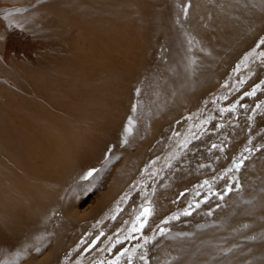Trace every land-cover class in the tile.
<instances>
[{
	"label": "rangeland",
	"instance_id": "1",
	"mask_svg": "<svg viewBox=\"0 0 264 264\" xmlns=\"http://www.w3.org/2000/svg\"><path fill=\"white\" fill-rule=\"evenodd\" d=\"M9 1H11V0H0V13H1L0 14V61H1V63H0L1 68L0 69L2 71L6 70L5 72L9 76H11L12 79L15 80L16 85L18 84L22 88L20 86L19 87L16 86L14 83L12 84V81H11L12 79L8 80L5 76L6 73L5 74L0 73V87H1L0 88V94L2 93L0 95V113H4V112L16 113V115H15L16 126L19 125V122H20V124L21 123H28L29 121H33V118H34L35 119L34 122L40 121L38 123H40L41 125L37 123L38 125L42 126V124H43L42 127H44L48 131L47 134H50V137L53 136V135H51V133H53L54 131H55L54 133H56L58 131H60V132L64 131L65 135H66L64 140L60 139V137H59L61 134L60 132L58 133L59 135H56V137L53 136L52 140H50L51 139L50 137L45 139V143L46 142L48 143V145H49L48 147H50V149H48L46 151L43 147V144H42L40 151L42 152V154L44 152V154L43 155L40 154V156L38 158L41 163L36 162L39 165L38 166L37 164H35V162H32L33 166L30 165L29 168L33 167L35 170H39L41 167H43V163L45 162V160L49 159V153L51 151H52V153L55 152L58 145H60L62 143V144L67 145V150H68L70 156H69V158L63 157L62 159H54L51 161L52 162L51 165L58 162L56 164L58 165V167L60 165V167H59V168H61L60 173H62L61 178H62V180L64 179L65 182H66V180H68V179L70 180V178H71V177L68 178L69 177L68 175L72 176L73 179L70 180L69 184H67L65 186L61 185V187L63 189H64V187L67 186L66 187L67 189L66 190L64 189L65 191H67V193L64 194L63 192H61V195L58 194V197L62 198L63 200L62 199H60V200L58 199L57 201L55 200L57 198V195L55 196L54 192L58 193L57 189H56L58 186H56V183L58 184V182L60 180L55 183L56 187L53 185L54 187H52L53 188L52 192L54 194L52 195V197L55 196V197H53L55 199L52 198L53 201L50 200L53 203L48 201L49 204H52V206H53V207H51V209L46 206V207H42V210H39L41 208V206L43 205V204L41 205L43 200L41 201L39 199V197L41 195H37L39 197H37L36 195L31 197V199H33L32 200L33 202L31 201L32 205L30 203L29 206H35L37 204L39 207H37V209H36L37 211L36 210L33 211L36 207L30 208V210H31L30 214L27 213V212H30V211H27V208L29 209V207H23L22 206L23 209L21 207L20 208L15 207L13 209L14 211L10 212L11 215H9L10 214L9 212H6L5 210H3L4 209L3 207H0V208H2V209H0V212L2 210V212L5 213L4 215L2 214V212L0 213V215L5 216L4 217L5 220H3L4 219L3 216H0V226H1L0 231L1 230L4 231L3 232L4 235H2L3 233L0 232V236L5 237L3 239H2V237H0V244H3V245H0V263L1 264H15V263L17 264L18 263L17 261H19V264H50V262L52 264H55V263L57 264V262L59 261V256L61 258L64 257V259H66L64 261L62 258V263H59V264H79V263L80 264H87L86 263L87 257L89 254L93 253L94 250L95 251L100 250V253L95 255V257H92V259L90 260L91 263L89 262V264H93V262H94V264H99V263L100 264H106V263H108L107 261H109L110 258H113V257H114L113 258L114 260L113 259L110 260L112 263L109 261L111 264H118L119 260H120L119 261L120 264H128V263L129 264H136L137 262H138V264H143L142 260H144L146 258V256L152 262V263L149 262L148 264H153V262L155 260H156L155 264H177V263L182 262V261L185 262L189 258L188 254H182L176 250L177 244H179L180 242L186 241L188 239H191V238H194V240L196 239L198 241L200 240L199 241L200 243H202V242L204 243L206 238H208L210 240H213V238H214V242H216V243L222 241L223 239L234 238V237H239V238L243 237L244 239L242 238V240L248 241V242H253L255 240L264 239V227L262 229L258 228L255 232H253V234L252 233H245V231L249 227H251V219L250 218L241 220V222L239 223V226L234 228V231L231 230L232 233L231 232H229V233L224 232L225 234L224 233L223 234L222 233H218V234L216 233L213 235H206L205 236V231L211 227L210 225H212L214 223V220L216 219L218 212L220 211V209L222 207L227 208V209H229V208L238 209L239 211H241V210L244 211L246 209L245 207L247 204H242V203L237 205L239 207H225L229 203V201L226 200L228 197V195L226 196V193H227L226 190H227L228 186L236 188L238 181H239V176L241 175L243 177V173H244L243 167L244 166L240 165L239 163H241L242 161H245V163L250 167V169L248 171L250 173L246 174V177H243L244 178L243 181L245 180L247 182L246 187L248 186L250 188V193L245 195L244 198H246V199H249V197L253 198L254 194H252V190H254V191L260 190L257 193L263 191V189H261L262 186H260L259 184L260 183L264 184V174H263V172H264V162H263L264 161V142H263L264 141V130H262V128H264V125H263L264 124V116H263L264 115V109H263L264 105H262V104H264V96H263L264 95V80L262 81V79H264V78H261V76L262 77L264 76L263 75L264 74V71H263L264 70V68H263L264 67V56L259 54L263 58V60L261 57L259 58L260 60H257L259 57L257 52L259 50L260 51L263 50L261 53H264V47H263L264 44H262L261 48L259 46V44L261 45L260 42L264 39L263 38V39L259 40V37L261 38V36L264 35L263 34L264 33V27H263L264 26L263 25L264 24V17L262 19V16H263L262 14L264 11V0H262V1L258 0L257 1L258 3H254V1L256 2V0H235L234 3L232 0H230L231 2L229 0H224V1L220 0L221 2H223L221 6L219 5V4H221L220 1L210 0L209 5L211 4L213 6L212 7L213 9H217L218 11L222 10V8L224 10L226 9L225 11H227V13L230 14V16L228 17V22H231L232 24L230 26L229 25H223L222 26L221 24H220L221 26H218L219 25V19H220L218 15H220V14H217V17L219 18V19L217 18V20L215 17L214 18L215 20L212 19L213 20L212 21L210 19V22L207 19L205 21H208V22L202 21L203 22L202 23L200 21L202 24L201 23L199 24V28H200L199 32H198V23H194L195 25L193 24V22H197V18H195V19L193 18V20H191L192 17H185V16L183 17V16H180L178 14L179 4L176 3L178 0H144V2H143V0H134V1L133 0H45V1H43V0H32V2H31V0L30 1L27 0L29 2H27V1H26L27 3L24 2V3H26V5L23 4L24 6L20 2L23 0H18L17 1L18 3L15 2L17 5L15 3L11 4V2H9ZM35 1L36 2L38 1V2L35 3ZM173 1H174V3H173ZM216 1L219 3H217ZM86 3H88V4H86ZM136 3H138V4H136ZM228 3H230V4H228ZM34 4H35V6H33ZM52 4H54V5H52ZM237 4H239V5H237ZM30 5H32V6H30ZM49 5L55 6L59 10H56V11L50 13V11H52V9H50L52 6L50 7ZM251 5H258V6H254V8L252 10V8L250 7ZM163 7H165V8H163ZM219 7H221V8H219ZM258 7H259V9H258ZM23 8H25V9H23ZM160 8L162 10H160ZM173 8H176V9H173ZM8 9H11V11H8ZM62 9H64V10H62ZM68 9L73 10V11H71L72 18L69 17ZM2 10H4L3 12H6V13H2L1 12ZM5 10H7L8 12ZM42 15H44V16H42ZM53 15H54V18H53ZM175 15L176 16L179 15L180 18H177L178 16L176 17ZM41 16H42V19H41ZM259 16L263 20V21H261L263 24L258 22V21H260ZM59 17H61L62 20L65 19L63 21L64 23L61 21V19L59 20ZM237 17H238V19H237ZM174 18L175 19L177 18V19L175 20ZM13 19H15L16 21ZM115 19H116V21H115ZM47 20H48V22H47ZM215 21H217V22H215ZM46 22L48 25L46 24ZM212 22H215V24L218 26L217 29L219 32L218 31L217 32L219 34L222 33L219 37L217 36V35H219L217 32L215 34L214 31H212L213 33L210 31H208V32L204 31L205 34H203L204 32L201 30V29H203V26L205 27L207 24H212ZM251 22H253V23H251ZM256 22H258V25L260 23L262 28H260L261 26L256 25L257 24ZM187 23H189V24H187ZM205 23H207V24H205ZM234 23H236V25H234ZM12 24H13V26H11ZM250 24H252V25H250ZM186 25H188V26H186ZM192 25H194V27H196V28H193ZM243 25H245L247 27H245V26L243 27ZM65 26H66V29H64ZM201 26H202V28H201ZM237 27L238 28L241 27L240 31H238L239 29ZM84 28L90 30L91 33H90V35L82 38V41H80V44H79L80 47H82L83 44L85 45V43H93V45L95 47L93 50V52H94L93 55L95 57L96 56L97 57L102 56L104 58L106 56L107 59L106 58L103 59L104 62H96V60L89 62V61H91L90 60L91 58H88L86 56V54H88V53L85 54L83 51H81L83 49L72 50L68 46H65L64 44H62L63 43L62 42L63 37L71 36V34L73 32H77L79 29H84ZM245 28H246V30H245ZM253 28H255V29H253ZM193 29H194V32H196L195 35L199 37L198 39H200L202 36L203 40L205 38H206V40H204V42L202 41V39L200 41L197 40V37L193 34L194 33ZM241 29L244 30L245 32H243ZM256 29H258V30H256ZM191 30H192V32L190 33ZM184 32L186 34H184ZM189 33L192 35H190ZM229 33L231 35H233V37ZM260 33H262V34H260ZM182 34L185 36H183ZM204 35L205 36L209 35L211 38L208 36L204 37ZM214 35H216L215 36L216 38L213 37ZM234 35H236V36H234ZM97 36H99L100 38ZM217 37L219 38V40ZM187 38H189V39H187ZM207 38H209V39H207ZM91 39H92V41H91ZM212 39H213V41H211V43H210V40H212ZM254 39H255V41H254ZM182 40L184 43L181 42ZM215 40L216 41L218 40V41L216 42ZM42 41H43V44H44V42H46L44 44L45 46H43ZM189 41H192V42H189ZM197 41L201 42V44H200L201 47L203 46V48H204V46H205V48L203 49V52L200 54V56H202L203 58L199 57V59L201 60L200 63L203 64L202 65L199 63L201 65V67L203 66L202 68H197V67H200V65L198 64L199 60L196 58H193L192 57L193 55L189 53V51H190L189 49H191V46H192L193 50H195L197 47L198 48L200 47V46H197V44L199 45V43ZM258 41H260L259 44H257V46H255L256 42H258ZM50 42L53 43V45ZM119 42L122 43L121 46H119ZM193 42H196V43H194L196 46L193 45ZM47 43H49L51 45H49ZM188 43H190V44L192 43L191 46ZM219 43H221V45L222 44L223 45L221 46V45H219ZM227 43H230V44H227ZM117 44H118V47H117ZM185 44H187V45H185ZM39 45L41 47L43 46L42 49L39 48ZM54 45L56 48L53 47ZM217 45H218L217 48L220 47V49H219L220 52L217 51V48H216ZM253 45L255 46V48H257V49L259 48V50H256L257 54L253 53L251 55L250 58L255 59V60H251L252 63L250 65L251 61L249 60V63H248L247 60L244 61V59H245V54H247L249 51L254 49ZM49 46H50V48H49ZM193 46H195L194 47L195 49L193 48ZM207 46L210 47L211 50L213 49L212 52H211L210 48L208 49ZM37 47L39 48V50H38V53H35V49ZM231 47H232V49H231ZM84 48H85V46H84ZM206 48L208 50H210L211 53L208 52L207 50H205ZM221 48H222V51H221ZM43 49H45V50H43ZM192 49H191V51L193 52ZM9 50H11L10 51L11 54H10V52H8ZM57 50H59V51H57ZM178 50H180V51H178ZM181 50L184 53H182ZM214 50H215V53L213 52ZM36 51H37V49H36ZM39 51L41 52V55H40ZM175 51L176 52L178 51L179 55H181V54H182V56L184 55L183 59H180V56H178V55H174V54H177V53H175ZM98 52H100V53H98ZM186 52H187V55L189 57L185 59L184 57L186 56L185 55ZM218 52H219V54H221L222 58L219 54H216ZM224 52H225V54H224ZM7 53H9L10 55L7 56L8 58L6 57L7 59H4L5 55H8ZM212 53H213V55H212ZM202 54L206 55L207 57L203 56ZM165 55H167V56H165ZM190 55H192V56H190ZM214 55L217 56V58ZM172 56H174V58ZM175 56H178L179 59L178 58L175 59L176 58ZM182 56H181V58H182ZM255 56H257V57H255ZM95 57H94V59H95ZM190 57H191V59H189ZM205 58H206V60H205ZM187 59H189V62L193 61L190 64L195 63V64H193V66H195L196 64L199 65L195 68L196 70L198 69L196 71V72H198V74H195L192 71L193 69H190V68H194V67L191 65H188L189 63L188 64L186 63L188 61ZM239 59L245 63L239 62L240 61ZM85 60H87V62H85ZM185 60H186V62H185ZM197 60H198V62H197ZM209 60H210V62H209ZM5 61H7V62H5ZM181 61H183V62H185V64H187L186 65L187 67H185V65H183V62L181 63L185 69H187L188 71H191V76H192V72L194 73L193 77L197 75L198 80H196L195 79L196 77H194V80H196V82H194V84H190V81L193 79L190 76V73L187 71V73H189V77H190V79H189V77H187L188 74H186V72L185 73L183 72L185 69L184 70L181 69L182 66L180 67L181 64L179 65V63ZM204 61H206V62H204ZM177 62H179V63H177ZM203 62L205 64H207V63L208 64L204 65ZM236 62H238V64ZM101 63H102V65H101ZM112 63H114V64H112ZM255 63L259 64V65L256 66ZM235 64L237 66L241 65L238 67L239 70H237V68H236L237 66ZM178 65H179V67H178ZM242 65H244V66L246 65V66L243 67ZM113 66L114 67L119 66V67L113 68ZM240 67H242V69ZM112 68H113V72H112ZM119 69H120L121 75H120V73H118ZM173 69H174V71H171ZM177 69H178V71H177ZM180 69H181V71L183 70L182 72L184 74L180 72ZM232 69L234 71H232ZM249 69H251V70L253 69V70L251 71ZM108 70H109V72H108ZM248 70H249V74H246V72ZM103 71H105V72H103ZM201 71H202V73H201ZM203 71H204V73H203ZM241 71H243L242 72L243 74L241 73ZM175 72H179L180 74H182L181 75L182 77H184V75H185L187 78L184 77V80L190 84V87L192 89L189 88V85L187 88L186 87L187 84H186V86L183 87L185 89L182 88V90H181L183 83L181 81L182 84H180L179 83L180 80H178L179 78H177V77H176V79L178 81L176 82V79H174V78H175V76L180 75V74H177ZM230 72H231V74H230ZM251 72H253V73L250 74ZM1 74L3 75L2 77H1ZM111 74H112V76H110ZM229 74L230 75L233 74L232 75L233 77H230ZM234 74H236V75H234ZM237 74H239L238 77H237ZM240 74H242V75H240ZM101 76H103V77H101ZM181 76H178V77H181ZM228 76L230 77V79H229L230 82L226 81L227 83H225V80H227L226 77H228ZM242 76H243V79L241 78ZM249 76H250V78H249ZM105 77H106V79H105ZM182 77L180 78L181 80L183 79ZM100 78H104L105 80L100 79ZM171 78L175 81L171 80ZM199 78L201 81L199 80ZM247 78H248V81L246 80ZM98 79H100V80H98ZM244 80H245V82H244ZM198 81H199V83H198ZM174 82H175V84H174L175 86H173ZM186 82H184V85ZM171 83H172V85H171ZM201 83H204V84H201ZM159 84H160V86H159ZM137 85H140L139 88L137 87ZM176 85L181 86L179 89L182 92H180L179 89L174 90L175 87H179ZM234 85H237V86H234ZM254 85L258 88H256ZM201 86H202V88H201ZM239 86H240V88H239ZM170 87H172V88L170 89ZM136 88H137L138 94H136V90H135ZM142 88H144V89H142ZM186 88H187V90H186ZM253 89H254V95H249V92L253 93ZM5 90H6V92H4ZM219 90H221V91L219 92ZM170 91L171 92L174 91L175 94L171 93ZM176 92L181 93V94H179L181 97L179 95H177V96H179V98H182V99H179L178 97H176L177 98V100H176V98H175ZM255 92H257V93L255 94ZM31 93H33V94H31ZM59 93H61V94L59 95ZM3 94L6 96L5 97L2 96ZM37 95H39V97ZM64 95H65V97H64ZM135 95H137V97H138L137 99L135 98L136 97ZM171 96H172V98H171ZM182 96L183 97L186 96L185 98H187V99H183ZM252 96H253V98H252ZM1 97H3V98H1ZM4 98H7V99H4ZM16 98H20V100L16 99ZM261 98H263L262 99L263 101H261ZM135 99L138 100L139 102L136 101ZM170 99H172L171 103L169 101ZM204 99L207 101L204 102ZM254 99L256 100V102ZM134 100H135L136 104L138 103L137 105H135ZM178 100H181V101H178ZM19 101H21V103ZM48 101H50V102H48ZM168 101H169V103H168ZM184 101L185 102L188 101V105L185 104ZM258 101L260 102V105H259ZM176 102H178V103H176ZM180 102L181 103L184 102V103H182L183 104L182 108H181V106H178L180 104ZM207 102L209 104L208 106L206 105ZM9 103H11V104H9ZM133 103H134V106H133ZM203 104H204V108H203ZM257 105L259 107L261 106L260 107L261 109L258 108ZM83 106H84V110H83ZM171 106H174L175 109ZM201 106H202V109H201ZM133 107H135V110L133 109ZM162 107H163V109H162ZM170 107H171V109H169ZM13 108H15V109H13ZM79 108H81V109H79ZM199 108H200V110H199ZM74 109H75V111H74ZM166 109H169V111ZM172 109H174V110H172ZM204 109L206 111H209V112H207L209 114H207L206 111H203ZM207 109H209V110H207ZM25 110H31V113L32 114L36 113V115L33 114L34 115L33 116L31 113H30V115L25 114V112H24ZM85 110H87V112ZM132 110L135 111L136 113L134 112V114H133ZM198 110H199V112H198ZM212 111H214V112H212ZM22 112H24V113H22ZM197 112H198V114H197ZM200 112H201V114H200ZM167 113H168V115H167ZM212 113H214V114H212ZM132 114L134 115V117ZM26 115H27V117H26ZM28 115L30 117L32 116V118H31L32 120L30 119V117ZM59 116H60V118L56 119ZM86 116H88V117L86 118ZM179 116L181 118H179ZM196 116L199 117V119ZM192 117H194V119ZM207 117L210 119H208ZM82 118H84V121L82 120ZM131 118H133V121H132L133 127L131 128L130 131H128L129 132L128 133L126 131L127 130L126 126H127L128 122L131 120ZM60 119H62V120L60 121ZM101 119H104V120H101ZM176 119H177V121H176ZM201 119L204 121H202ZM127 120H129V121H127ZM178 120L179 121L181 120V121L179 122ZM199 120H201L200 123H199ZM252 120H254V121H252ZM49 121H50V123H49ZM89 121L91 123L90 124L91 128L88 127ZM134 121H136V123H134ZM192 121H194V122H192ZM251 121L254 123H252ZM63 122H64V124H63ZM175 122L176 123L179 122V124H176ZM190 122H192V123L190 124ZM195 122L197 123L198 126L199 125L200 126L199 127L196 126ZM255 122L257 125H255ZM14 123L13 122L8 123V127L14 126ZM193 123H195V124L193 125ZM134 124H135V126H134ZM174 124H176L177 128L174 126ZM185 124L186 125L188 124L187 127L185 126ZM191 125L195 126V128L191 127ZM65 126H66V128H65ZM99 126L100 127L102 126V127L100 128ZM259 126H261L260 128L262 131H259L260 130ZM4 127H6V126H4ZM51 127H53V129H51ZM87 127L90 130H87ZM12 128H15V127H12ZM174 128H175L177 135H176L175 131L173 130ZM182 128H184V129H182ZM187 128H188V130H187ZM192 128L195 129V133L192 135H195L197 132V135H195L193 137L194 139L191 137L192 135L190 136V134L192 132H194L192 130ZM50 129L53 131H51ZM106 130H107V132H105ZM198 130L200 132H198ZM82 131H83V133H82ZM173 131L175 134L172 133ZM180 131H182V132H180ZM183 131L185 133H183ZM186 131H190L189 132L190 134ZM91 132H93V133H91ZM67 133H69V134H67ZM95 133H97V134H95ZM186 133L189 134L188 135L189 139L187 138ZM198 133H199V135H198ZM99 134H101V135H99ZM171 134L173 136H170ZM178 134L179 135L181 134V136H179ZM87 137H89V139ZM180 137H181V139H180ZM77 138H78V140H77ZM173 138L174 139L178 138V139H175L176 140L175 141ZM186 138L188 140H186ZM190 138H192V141ZM203 138H205V140ZM201 139H203V140H201ZM259 139L262 140V141L260 140L261 143H260ZM128 140H130V141H128ZM169 140H170V142H169ZM172 140H174L175 144L173 143ZM177 140H178V142H177ZM185 140H186V142L188 141L187 145H186ZM193 140H196V142ZM257 140L259 141L260 146L258 145ZM37 142H38V140L36 141V143ZM47 143H46V145H47ZM181 143L184 144V146ZM18 144H19V141H18ZM74 145H76V146L74 147ZM110 146H112V147H110ZM175 146H177V147H175ZM79 148H80V150H78ZM110 149L113 151H111ZM1 150H4V151H1ZM49 150H51V151H49ZM140 150H141V154L138 153V151H140ZM171 150H173V151L171 152ZM176 150L180 151V153L176 152ZM168 151L170 152L171 155H169ZM1 152L4 153V155ZM5 152H6L5 149L0 148V159L2 158L1 160H3L5 154L7 156V153H5ZM80 152H82V153L80 154ZM175 152L179 155H177ZM116 153H117V155H116ZM173 153H175L174 157L172 155ZM109 154H110V156H109ZM240 155H242V159H241ZM113 158H114V160L111 161V159H113ZM168 158H170V160ZM244 158L247 160H243ZM67 159H68V161H67ZM233 159L236 160V164H235V160H233ZM55 160H56V162H55ZM60 160H62V161H60ZM63 160H64V162H63ZM59 162L63 165H61ZM165 162H169V163H166L167 164L166 165ZM229 163H231V164L229 165ZM17 164L18 165L15 166V169H17V171L22 174L25 170L21 169V168H23L22 165H20L19 163H17ZM70 165L71 166L73 165V166L71 167ZM91 165H93L97 169V174H96L97 178H95L94 182L88 183L86 181H77V180H76L77 182H75L74 176L76 175V173L77 174L79 172L85 173L86 172L85 168L88 170V168L93 167ZM226 165H227V167H226ZM228 165L230 166L231 170H229ZM237 165H239L238 168H237ZM18 167H19V169H18ZM79 169L82 170V172L79 171ZM225 169H227V170H225ZM237 169H241V171L237 170ZM130 170H132V171H130ZM216 171H218V172H216ZM3 173H7V170L2 169V175H4ZM25 173L27 175V176L25 175L26 177H29V176H30V178H32L31 176H33V178L36 177L37 179L34 178L36 181L39 179L37 176H34L31 173H30V175L27 174V171H25ZM65 173H67V175ZM216 173H219V174H216ZM73 174H74V176H73ZM221 174L222 175L224 174V178L222 177ZM215 175H216V177H215ZM226 175L229 176V178ZM236 175L238 176V178ZM189 176H191V177H189ZM218 176L222 177L223 180L221 179L222 180L221 181ZM225 176H226V178H225ZM230 176H231V178H230ZM232 177L234 179H232ZM66 178H68V179H66ZM207 178H208V181L211 179L209 181L210 184L208 183ZM202 179H203V181H201ZM227 179H228V181H227ZM62 180L60 182H62ZM165 180L169 183L165 182ZM216 180H218V181H216ZM68 181H67V183H68ZM162 181H163V183H162ZM213 181L214 182L216 181V182L213 183ZM225 181H227L228 184H226ZM133 182H134V186L131 185ZM196 182H199V183H196ZM201 182H203V183L201 184ZM217 182H218V184H217ZM94 183H95V185H94ZM192 183H194V184H192ZM204 183L206 184L205 185L206 187H204ZM59 184H61V183H59ZM63 184H66V183L63 182ZM70 184L71 185L73 184L74 186L71 187V186H69ZM215 184L217 185V189H219V190H216ZM90 186H91V188H90ZM128 186L130 187V189ZM196 186H197V188H196ZM61 187L59 186L58 191H61ZM68 187H70L72 189H69ZM213 187H214V190H213ZM124 188L125 189L127 188L129 190L126 189V191H125ZM154 188H155V191H154ZM200 188H201V190H199ZM203 188H206V189L202 191ZM195 189L196 190L198 189V190L196 191ZM207 189H209V190L207 191ZM244 189L242 188L240 190V192H242ZM185 190H187L188 192L186 193ZM68 191L70 193H68ZM173 191H176V192H173ZM194 191H196V192H194ZM182 192H184V194H182ZM206 192L208 193L207 195H206ZM120 193H121V195H124V196L126 195L127 199L124 196L119 197ZM123 193H125V194H123ZM198 193L200 194V196H198L199 198L197 197V195H199ZM210 193L211 194L213 193L214 195L212 194L213 196H211ZM62 194H63V196H62ZM67 194H68V196H67ZM181 195H182V197H181ZM189 195H191V196H189ZM217 195L218 196L223 195L225 197V199L223 198V200H225L224 201L225 203L219 204L222 200V199H219L218 204L221 207H220V209L216 208V210H213V213L211 215L208 214L211 210L210 211L208 210L209 212L206 210L208 212L207 213L202 208L204 206H202L201 203H199L200 205L195 203V202L198 203L203 197L206 200H208V199L210 200L213 197H216ZM201 196H202V198H201ZM33 197H35V198H33ZM116 197H118L119 200ZM194 197H196V198H194ZM64 199L67 202H64L65 201ZM115 199H117L116 200L117 202L115 201ZM148 199L151 200L150 203H149ZM194 199H196V201ZM34 200H37V201H34ZM125 200H127V201L124 202ZM173 200H175V201H173ZM223 200H222V202H223ZM58 201H59V203H58ZM122 201H123V203H121ZM34 202H36L35 205H34ZM48 202L46 204H48ZM54 202H55V205H57V206L53 205ZM111 202L112 203L114 202L113 203L114 207L112 206ZM110 203H111V205H110ZM120 203H121V206H120ZM176 203L177 204L179 203V205H177ZM189 203H190V205H189ZM116 204L117 205L119 204L118 206L120 208ZM146 204H151L150 205L151 206V211H150L151 213H150V215H147L145 218L144 216H141V213L144 211V206H146ZM182 204L184 207L182 206ZM218 204H217V206H218ZM59 205L61 206V209H59L60 208ZM64 205H65V207H63ZM115 206H116V208H115ZM57 207H58V210H57ZM109 207L111 208L110 209L111 215H108L109 212L107 209H109ZM25 208H26V210H25ZM52 208H54V209L56 208V209L54 210ZM121 208H122V210L120 211ZM142 208H143V210H142ZM179 208H180L181 212H180ZM20 209H22V210H20ZM49 209L57 211V212L55 213L53 211H50ZM115 209H119V210L116 211ZM175 209H176V211L173 212ZM102 210H105L108 212V214L105 212V216L108 215V216H106L107 219L105 218ZM183 210H187V212L189 214L188 215H184V214L182 215ZM47 211H49V212H47ZM58 211L59 212L61 211V213L59 214ZM63 211H65V212H63ZM39 212L40 213L46 212L45 213L46 219H45V217L43 218L41 216L43 214L38 215ZM51 212H52L54 218L60 217L59 219H61V220L64 219L63 222L57 220V218H56L58 224L55 223L56 220H53L54 219V218H52L53 216L51 217V215H52ZM170 212L175 213V215L177 214L176 215L177 219L175 217L176 221L173 222L174 226L176 224V226L178 225L177 226L178 228L179 227H185V228L182 230L180 229L178 233L173 234V237H171L169 240L158 242V239H161L162 237L167 236V235H164V236L160 235L159 236L158 232L161 230V229H159V227L161 228L163 220H165V219H162V216L164 214L166 215V213L169 214L168 216H170ZM176 212H178V213H176ZM203 212H205L206 217H204L205 214ZM7 213H9V214L7 215ZM18 213L20 215H18ZM32 213L34 215H32ZM47 213L49 214L50 218H49ZM54 213H55V215H54ZM184 213H185V211H184ZM70 214H72V216ZM74 214H76V215H74ZM117 214H118V216H117ZM179 214H181L182 217ZM15 215H17V216H15ZM133 215H136V216H133ZM137 215L138 216L140 215L141 216L140 221H142V222L144 221L143 224L144 223L146 224V225L144 224L143 229L141 228L142 230L140 229V223H139V220H137V217H138ZM198 215H200V216H198ZM36 216L38 218H35ZM68 216H71V217H68ZM100 216H101V218H100ZM129 216L134 217L135 219L134 218L131 219V217L129 219ZM1 217L3 219H1ZM10 217H12V218H10ZM158 217H161V218H158ZM188 217H189V219H188ZM32 218L36 219V220L40 219L38 222L40 229L38 228L39 226H38V223L36 220H35L36 223L34 220H31L32 222L29 221V219H32ZM95 218H97V220ZM102 218H105V219L101 220ZM110 218L112 219L113 222L110 220ZM127 218H128V220H127ZM22 219H24V220H22ZM43 219H44V221H43ZM47 219L53 220L55 223V226L57 225L56 228H54L55 227V226H53L54 224L52 225V223H51L52 221H48ZM145 219H147V220H145ZM20 220H21L22 224H21ZM98 220H100V221L97 222ZM148 220H149V223H148ZM71 221H73V224ZM135 221L137 224L135 223ZM244 221H247V223ZM3 222L5 224L7 223L6 227H5V224ZM26 222H28V223L30 222V223L28 224ZM42 222L46 223V226ZM125 222H127V223L125 224ZM94 223H96V224L94 225ZM122 223H124V225ZM131 223H132V225H131ZM157 223H159L160 225L159 224L157 225ZM15 224L18 226H16ZM48 224H50V225H48ZM134 224H136V225H134ZM21 225H22V228H21ZM27 225L28 226L32 225V226H31V228H29ZM33 225L34 226L36 225V227L38 226L37 227L38 229L34 230V228H32V227H34ZM47 225L49 227L52 225V227L49 228V227H47ZM58 225H60V228H58L59 227ZM41 226L44 227V229L42 227V233L43 234L40 232ZM74 226H76V229L74 228ZM104 226H105V228H104ZM123 226H124V228H122ZM2 227H3V229H2ZM206 227H207V229H206ZM28 228H29V230H32L31 233L27 232ZM45 228H47V230ZM48 228H49V230L52 229L51 232L48 231ZM148 228H149V230H148ZM152 228H155L156 230L152 229ZM53 229H55V230H53ZM137 229H140V230L137 231ZM44 230H46V231L44 232ZM71 230H72V232H71ZM88 230H90V231H88ZM106 230H107V232H106ZM115 230H117V234L115 233L116 232ZM153 230L155 232L154 237L148 236V238H146L147 236L145 233L148 231L153 232ZM5 231H6V233H5ZM9 231H10V234H9ZM19 231H21V232H19ZM23 231H25L26 235L24 234V236H21V233L23 234ZM47 231L49 234L47 233ZM78 231H79V233H78ZM103 231H104V233H103ZM122 231H124L125 234H122V233H124ZM128 231H130V232H128ZM136 231L139 233H137ZM144 231H146V232H144ZM7 232L10 236L11 235L12 236L9 237ZM11 232H12V234H11ZM34 232L35 233L40 232V234H42V235H40V234L37 235V233L35 234ZM80 232H81V234H80ZM111 232L114 234H112ZM140 232H142V233L140 234ZM32 233L35 234V235H33V237L31 235ZM101 233H103V236ZM129 233L131 234L130 235L131 238H136V239L132 240L131 238H129L128 237ZM188 233H189V235H188ZM6 235L9 238V240L6 237ZM30 235H31V238L29 237V239H31V240H28V236H30ZM55 235H56V237H55ZM67 235L69 237H67ZM98 235H100L99 240H96L98 238L97 237ZM109 235H111L113 238ZM118 235H120V236H118ZM203 235H204V237H203ZM249 235H250V237H248ZM17 236H18V239H16ZM124 236L127 240H125ZM13 237L16 240H14ZM19 237H23L24 239L22 240ZM39 237H40V240H39ZM82 237L83 238L86 237L85 240L81 239ZM121 237H123V238H121ZM144 237L146 238L145 239L146 242L143 241V242L138 243L139 241L144 240ZM25 238H26V240H25ZM41 238H42V240H41ZM104 238H105V240H104ZM107 238H109V240L113 241V242L109 243V240H107ZM68 239L70 240V242ZM114 239L116 240V242L118 240L117 244H116ZM5 240L7 242H4ZM36 240H38L37 241L38 243L36 242ZM43 240H45V241H43ZM96 241H98V242H96ZM104 241H105V246H104V248H102V246H99V244L101 242H104ZM127 241H130L129 244H127L128 243ZM131 242H132V244H131ZM135 242L138 243L140 246L138 244H136ZM167 242L169 243L170 246L168 245ZM31 243H32V245H31ZM78 243H80V246ZM114 243H115V245H114ZM221 243L217 247L214 246L213 253H211L210 257H203L201 259L202 264H205V262L207 261V260L203 261L204 259H208L207 262L209 264H218V262L220 264H242V263L243 264H264V253H258V254L252 253L251 250L248 249L247 247L245 248L241 242L240 243L229 242L228 244H226V245H228V247L226 245L222 246ZM28 244H30V246H28ZM35 244H36V246H35ZM77 244H78V246H77ZM89 244H91V245H89ZM124 244H126L128 247H126V245H124ZM135 244L138 245V247H136ZM152 244H153V246H152ZM165 244H166V246H165ZM24 245H26V246H24ZM49 245H51V246H49ZM86 245L87 246L89 245V247H87ZM120 245H124V246H122L119 249L120 250L119 251L117 249ZM31 246L34 248L36 247V248L34 249ZM37 246L38 247L41 246V247L38 248ZM113 246H115V247H113ZM47 247H49L50 250ZM97 247H98V249H97ZM224 247H226V248H224ZM20 248H23L24 250H22ZM30 248L32 249V251L29 250ZM122 248H125V249H122ZM133 248L134 249L137 248L136 252L135 251L133 252V250H134ZM26 249H28V250H26ZM72 249H74V250H72ZM84 249H86V250H84ZM111 249H112V251L110 252ZM126 249L129 251H127ZM130 250H132L133 254ZM19 251L21 253H19ZM45 251H46V253H45ZM126 251L128 254L124 255V253ZM143 251H144V253H143ZM32 252H34V253H32ZM35 252H36V254H35ZM119 252H121L122 254H120ZM173 252H174V254L176 253L175 256H174ZM39 253L42 255H40ZM117 253L120 254L121 259ZM19 254H21V255H19ZM28 254H29V256H28ZM148 254L150 255V257H148L149 256ZM158 254H166L167 256L163 257V259L162 258L157 259ZM251 254H254V255H251ZM259 254H261V255H259ZM84 255L86 256V258ZM103 255H104V257L105 256L106 257L104 258ZM116 255H117V258L119 260L116 258ZM142 255H143V257H145L144 259L142 258ZM6 256H7V258H5ZM8 257H9V259H8ZM38 257H39V259H38ZM54 257H55V259H54ZM79 257H80V259H79ZM115 258H116V260H115ZM210 258H213V259L211 260ZM7 259H8V261H6ZM168 259H170V260L168 261ZM83 260H84V262H83ZM101 260H102V263H101ZM121 260H122V262H121ZM113 261H117V262L114 263ZM130 261H131V263H130ZM5 262H7V263H5ZM110 263H108V264H110Z\"/></svg>",
	"mask_w": 264,
	"mask_h": 264
},
{
	"label": "bare ground",
	"instance_id": "2",
	"mask_svg": "<svg viewBox=\"0 0 264 264\" xmlns=\"http://www.w3.org/2000/svg\"><path fill=\"white\" fill-rule=\"evenodd\" d=\"M18 0H11V1H9V2H11V4H14L15 2H17ZM27 0H23V1H20L21 3H22V5L24 4V5H26V3L27 2H29V1H27ZM43 1H45V0H43ZM134 1V0H133ZM209 1L210 0H178L176 3H178L179 4V11H178V14L180 15V16H185V17H192V19L191 20H193V18L195 19V18H197V22H193V24L194 23H198V32H199V24L202 22V21H204V22H208V21H205L206 19L207 20H209V22H210V19L212 20H215L214 18L216 17V20H217V14H220V15H218L219 16V25L218 26H223V25H231L232 23L231 22H228V17L230 16V14H228L227 13V11H225L223 8H222V10H217V9H213L212 7V5L210 4L209 5ZM213 1V0H212ZM218 1H220V0H218ZM222 1V0H221ZM220 1V3L221 4H219L220 6L222 5V3L223 2H221ZM224 1V0H223ZM230 1V0H229ZM233 1V3H234V1L235 0H232ZM258 0H256V2L254 1V3H258L257 2ZM262 1V0H261ZM5 2V1H4ZM24 2H26V3H24ZM31 2H32V0H31ZM38 2V1H37ZM36 1H35V3H37ZM48 2V1H47ZM136 2V1H135ZM143 2H144V0H143ZM142 2V3H143ZM217 2V1H216ZM226 2V1H225ZM231 2V1H230ZM18 3V2H17ZM45 3V2H44ZM43 3V4H44ZM96 3V2H95ZM148 3V2H147ZM173 3H174V1H173ZM213 3V2H212ZM217 3H219V2H217ZM232 3V4H233ZM261 3V2H260ZM16 4V3H15ZM86 4H88V3H86ZM136 4H138V3H136ZM181 4V5H180ZM216 4V3H215ZM228 4H230V3H228ZM246 4V3H245ZM251 4V3H250ZM17 5V4H16ZM23 5V6H24ZM52 5H54V4H52ZM52 5H49L50 7L52 6ZM237 5H239V4H237ZM30 6H32V5H30ZM33 6H35V4L33 5ZM151 6V5H150ZM153 6V5H152ZM254 6H258V5H251L250 7L252 8V10H253V8H254ZM46 7V6H45ZM144 7V6H143ZM147 7V6H146ZM22 8V7H21ZM163 8H165V7H163ZM172 8V7H171ZM177 8V7H176ZM176 8H173V9H176ZM216 8V7H215ZM219 8H221V7H219ZM242 8V7H241ZM263 8V7H262ZM12 9V8H11ZM11 9H8V11H11ZM14 9V8H13ZM23 9H25V8H23ZM28 9V8H27ZM50 9H52V11H50V13L51 12H54V11H56V10H59L57 7H55V6H52ZM122 9V8H121ZM258 9H259V7H258ZM32 10V9H31ZM62 10H64V9H62ZM139 10V9H138ZM160 10H162L161 8H160ZM159 10V11H160ZM165 10V9H164ZM243 10V9H242ZM4 10H2L1 12L2 13H6V12H3ZM5 11H7V10H5ZM7 11V12H8ZM30 11V10H29ZM68 11H69V17H71L72 18V14H71V11H73V10H70V9H68ZM112 11V10H111ZM120 11V10H119ZM157 11V10H156ZM158 11V12H159ZM171 11V10H170ZM175 11V10H174ZM255 11V10H254ZM262 11V10H261ZM172 12V11H171ZM234 12V11H233ZM257 12V11H256ZM10 13V12H9ZM41 13V12H40ZM239 13V12H238ZM259 13V12H258ZM1 14V13H0ZM169 14V13H168ZM236 14V13H235ZM37 15V14H36ZM35 15V16H36ZM138 15V14H137ZM155 15V14H154ZM157 15V14H156ZM163 15V14H162ZM179 15H175L177 18H180L179 17ZM254 15V14H253ZM263 16H262V19H263V17H264V11H263V14H262ZM42 16H44V15H42ZM42 16H41V19H42ZM50 16V15H49ZM194 16V17H193ZM30 17V16H29ZM51 17V16H50ZM90 17V16H89ZM139 17V16H138ZM173 17V16H172ZM260 17V16H259ZM53 18H54V15H53ZM176 18V19H177ZM240 18V17H239ZM248 18V17H247ZM258 18V17H257ZM16 19V18H15ZM15 19H13V20H15ZM61 19V21L63 22L64 20H62V18L61 17H59V20ZM125 19V18H124ZM175 19V18H174ZM175 19V20H176ZM183 19V18H182ZM237 19H238V17H237ZM261 19V17H260V21H258V22H260L261 24H263L261 21H263ZM45 20V19H44ZM43 20V21H44ZM181 20V19H180ZM186 20V19H185ZM189 20V19H188ZM212 20V21H213ZM16 21V20H15ZM40 21V20H39ZM51 21V20H50ZM60 21V22H61ZM115 21H116V19H115ZM145 21V20H144ZM195 21V20H194ZM201 21V22H200ZM237 21V20H236ZM240 21V20H239ZM6 22V21H5ZM47 22H48V20H47ZM47 22H46V24H47ZM177 22V21H176ZM180 22V21H179ZM187 22V21H186ZM215 22H217V21H215ZM215 22H212V24H207V23H205V24H207L205 27L203 26V29H201L203 32L204 31H210V32H212V31H214L215 32V34H216V32L218 31V29H217V25L215 24ZM258 22H256L257 24L256 25H258ZM50 23V22H49ZM53 23V22H52ZM55 23V22H54ZM64 23V22H63ZM122 23V22H121ZM138 23V22H137ZM141 23V22H140ZM150 23V22H149ZM154 23V22H153ZM191 23V22H190ZM203 23V22H202ZM201 23V24H202ZM251 23H253V22H251ZM260 23H259V25L258 26H261L260 25ZM60 24V23H59ZM148 24V23H147ZM183 24V23H182ZM187 24H189V23H187ZM221 24V25H220ZM240 24V23H239ZM43 25V24H42ZM48 25V24H47ZM46 25V26H47ZM141 25V24H140ZM151 25V24H150ZM177 25V24H176ZM195 25V24H194ZM194 25H192L193 26V28H196V27H194ZM234 25H236V23H234ZM250 25H252V24H250ZM264 25V24H263ZM11 26H13V24L11 25ZM10 26V27H11ZM39 26V25H38ZM64 26V25H63ZM181 26V25H180ZM186 26H188V25H186ZM239 26V25H238ZM245 25H243V27H244ZM255 26V25H254ZM122 27V26H121ZM182 27V26H181ZM190 27V26H189ZM242 27V28H243ZM245 27H247V26H245ZM256 27V26H255ZM264 27V26H263ZM185 28V27H184ZM201 28H202V26H201ZM220 28V27H219ZM224 28V27H223ZM238 28V27H237ZM240 28L241 27H239L238 29V31H240ZM260 28H262V26L260 27ZM259 28V29H260ZM64 29H66V26L64 27ZM63 29V30H64ZM229 29V28H228ZM232 29V28H231ZM253 29H255V28H253ZM252 29V30H253ZM100 30V29H99ZM197 30V29H196ZM195 30V31H196ZM242 30V29H241ZM245 30H246V28H245ZM256 30H258V29H256ZM187 31V30H186ZM243 32H245L244 30H242ZM70 32V31H69ZM188 32V31H187ZM192 32V30L190 31V33ZM193 32H194V29H193ZM202 32V33H203ZM206 32V33H207ZM209 32V33H210ZM219 32V31H218ZM217 32V33H218ZM226 32V31H225ZM90 33H91V31L90 30H88V29H79L77 32H73L72 34H71V36H66V37H63V39H62V44H64L65 46H68L70 49H72V50H77V49H83V50H81V51H83L85 54L86 53H88V54H86V56L88 57V58H91L90 60L91 61H89V62H92V61H95L96 60V62H104V60L103 59H105L106 58V56H105V58L104 57H95L94 55H93V50H94V45H93V43H85V45L83 44L82 45V47H80V41H82V38H84V37H86V36H88V35H90ZM119 33V32H118ZM189 33V34H190ZM195 33L196 32H194L193 34L195 35ZM201 33V32H200ZM213 33V32H212ZM224 33V32H223ZM239 33V32H238ZM248 33V32H247ZM256 33V32H255ZM259 33V32H258ZM263 33V32H262ZM262 33H260V34H262ZM101 34V33H100ZM184 34H186L185 32H184ZM203 34H205V32L203 33ZM208 34V33H207ZM219 34V33H218ZM222 34V33H221ZM221 34H219V35H217L218 37L221 35ZM230 34V33H229ZM237 34V33H236ZM243 34V33H242ZM259 34V35H260ZM264 34V33H263ZM183 35V34H182ZM188 35V34H187ZM190 35H192V34H190ZM231 35V34H230ZM245 35V34H244ZM253 35V34H252ZM258 35V34H257ZM8 36V35H7ZM142 36V35H141ZM183 36H185V35H183ZM189 36V35H188ZM196 36V35H195ZM201 36V35H200ZM208 37H210L209 35H207ZM207 36H205L204 35V37H207ZM216 35H214L213 37H215ZM232 37H233V35H231ZM234 36H236V35H234ZM243 36V35H242ZM264 36V35H263ZM263 36H261V38L259 37V40H261V39H263L264 37ZM91 37V36H90ZM97 37H99V36H97ZM144 37V36H143ZM193 37V36H192ZM197 37V40H201L202 39V41L204 42V40H206V38L203 40V38H202V36H201V38L200 39H198L199 37L198 36H196ZM217 37V38H218ZM100 38V37H99ZM190 38V37H189ZM189 38H187V39H189ZM195 38V37H194ZM211 38V37H210ZM216 38V37H215ZM221 38V37H220ZM238 38V37H237ZM243 38V37H242ZM254 38V37H253ZM90 39V38H89ZM119 39V38H118ZM207 39H209V38H207ZM244 39V38H243ZM218 40H219V38H218ZM217 40V41H218ZM223 40V39H222ZM258 40V39H257ZM256 40V41H257ZM264 40V39H263ZM91 41H92V39H91ZM195 41V40H194ZM211 41H213V39L212 40H210V43H211ZM216 41V40H215ZM214 41V42H215ZM216 41V42H217ZM246 41V40H245ZM254 41H255V39H254ZM181 42H183V40L181 41ZM187 42V41H186ZM189 42H192V41H189ZM198 42V41H197ZM259 42L260 41H258V42H256V45L255 46H257V44H259ZM46 42H44V44H45ZM51 43V42H50ZM184 43V42H183ZM194 43H196V42H193V45H195ZM199 43V45L197 44V46H200L199 48L197 47L196 49L194 48L195 46H193V48L195 49V50H193L192 49V46H191V44L190 43H188V44H190V46H191V49L193 50V52L191 51V49H189L190 51H189V53L190 54H192V55H190V56H192L193 58H196V59H198L199 60V62H198V60H197V62H198V64L200 63V59H199V57L200 58H203L202 56H200V54L203 52V49L205 48V46H204V48H203V46L201 47V42H198ZM222 43V42H221ZM221 43H219V45H221ZM241 43V42H240ZM253 43V42H252ZM261 43V42H260ZM42 44H43V41H42ZM41 44V45H42ZM43 44V46H45ZM47 44H49V43H47ZM52 45H53V43H51ZM51 44H49V45H51ZM180 44V43H179ZM208 44V43H207ZM218 44V43H217ZM227 44H230V43H227ZM238 44V43H237ZM59 45V44H58ZM57 45V46H58ZM122 45V43H120L119 42V46H121ZM185 45H187V44H185ZM205 45V44H204ZM223 45V44H222ZM221 45V46H222ZM42 46V47H43ZM84 46H85V48H84ZM189 46V47H190ZM232 46V45H231ZM254 46V45H253ZM255 46H254V49L253 50H251V51H249L247 54H245V59H244V61H246L247 60V62L249 63V60L251 61V60H255V59H252V58H250L251 57V55L253 54V53H256L257 51L256 50H259V48L257 49V48H255ZM259 46H260V48H261V46H262V44L260 45L259 44ZM42 47L39 45V48H41L42 49ZM54 48H56L55 47V45L53 46ZM61 47V46H60ZM117 47H118V44H117ZM178 47V46H177ZM208 47V46H207ZM218 47V45L216 46V48ZM251 47V46H250ZM264 47V46H263ZM262 47V48H263ZM39 48L37 47L36 49H37V51H36V49H35V53H38V50H39ZM49 48H50V46H49ZM179 48V47H178ZM210 47H208V49H209ZM253 48V47H252ZM115 49V48H114ZM176 49V48H175ZM181 49V48H180ZM183 49V48H182ZM185 49V48H184ZM207 48L205 49V50H207L208 52H210V50H211V48H210V50H208ZM220 47L219 48H217V51H219L220 52ZM231 49H232V47H231ZM43 50H45V49H43ZM54 50V49H53ZM60 50V49H59ZM59 50H57V51H59ZM116 50V49H115ZM120 50V49H119ZM128 50V49H127ZM188 50V49H187ZM204 50V51H205ZM213 50V49H212ZM212 50H211V52H212ZM228 50V49H227ZM226 50V51H227ZM11 50H9L8 52H10ZM80 51V50H79ZM97 51V50H96ZM95 51V52H96ZM99 51V50H98ZM178 51H180V50H178ZM176 52L175 51V53H177V54H174V55H178V56H180V59H183V56H182V54L181 55H179L178 53L179 52ZM216 51V52H217ZM221 51H222V48H221ZM247 51V50H246ZM263 50H259L257 53H258V55L259 54H261V52H262ZM40 52V51H39ZM115 52V51H114ZM117 52V51H116ZM124 52V51H123ZM181 52H182V50H181ZM210 52V53H211ZM214 53H215V50L213 51ZM219 52L218 53H216V54H219ZM228 52V51H227ZM230 52V51H229ZM98 53H100V52H98ZM122 53V52H121ZM120 53V54H121ZM182 53H184V52H182ZM256 53V54H257ZM8 55H5V57H4V59H7L8 57L7 56H9L10 54H11V52H10V54L9 53H7ZM63 54V53H62ZM104 54V53H103ZM102 54V55H103ZM224 54H225V52H224ZM40 55H41V52H40ZM124 55V54H123ZM186 56L184 57L185 59L186 58H188L189 56L187 55V52H186V54H185ZM203 56H206V55H204V54H202ZM208 55V54H207ZM212 55H213V53H212ZM220 56H221V54H219ZM223 55V54H222ZM16 56V55H15ZM99 56V55H98ZM165 56H167V55H165ZM178 56H175L176 58L175 59H179V57ZM181 56H182V58H181ZM211 56V55H210ZM215 56V55H214ZM219 56V57H220ZM7 57V58H6ZM12 57V56H11ZM94 57H95V59H94ZM173 58H174V56H172ZM207 57V56H206ZM216 58H217V56H215ZM255 57H257V56H255ZM261 56L259 55V57H258V59L257 60H260L259 58H260ZM135 58V57H134ZM171 58V57H170ZM209 58V57H208ZM214 58V57H213ZM215 58V59H216ZM221 58H222V56H221ZM220 58V59H221ZM262 58V57H261ZM107 59V58H106ZM132 59V58H131ZM189 59H191V57L189 58ZM189 59H187L188 61L186 62V60H185V62L188 64V65H191V66H193V64H195V63H192V64H190L191 62H193V61H190L189 62ZM210 59V58H209ZM31 60V59H30ZM172 60V59H171ZM194 60V59H193ZM203 60V59H202ZM205 60H206V58H205ZM223 60V59H222ZM240 60V59H239ZM262 60H263V58H262ZM15 61V60H14ZM108 61V60H107ZM127 61V60H126ZM177 61V60H176ZM195 61V60H194ZM215 61V60H214ZM5 62H7V61H5ZM85 62H87V60H85ZM84 62V63H85ZM183 61H181L180 63L179 62H177V63H179V65L182 63ZM185 62H183V65H185V67H187L186 65L187 64H185ZM204 62H206V61H204ZM203 62V63H204ZM209 62H210V60H209ZM239 62H241V63H245V62H242V60H240ZM255 62V61H254ZM0 63H1V61H0ZM14 63V62H13ZM133 63V62H132ZM213 63V62H212ZM237 64H238V62H236ZM251 63H252V61L250 62V65H251ZM259 63V62H258ZM261 63V62H260ZM112 64H114V63H112ZM131 64V63H130ZM200 64H202V63H200ZM199 64V65H200ZM208 64V63H207ZM207 64H205L204 63V65H207ZM216 64V63H215ZM222 64V63H221ZM240 64V63H239ZM256 64V63H255ZM263 64V63H262ZM101 65H102V63H101ZM116 65V64H115ZM179 65H178V67H179ZM199 65H195V66H193L194 68H190V69H193L192 71L195 73V74H198V72H196L197 70L195 69L197 66H199ZM203 65V64H202ZM210 65V64H209ZM236 65V64H235ZM253 65V64H252ZM259 64H256V66H258ZM128 66V65H127ZM182 66V64L180 65V67ZM237 66V65H236ZM239 66H241V65H239ZM239 66H237L236 68H237V70H239L238 69V67ZM243 67H245L244 65H242ZM255 66V67H256ZM119 66H116V67H114L113 66V68H118ZM183 67V68H182ZM181 67V69H185L184 68V66H182ZM190 67V66H189ZM203 67V66H202ZM201 67V65H200V67H197V68H202ZM235 67V66H234ZM248 67V66H247ZM252 67V66H251ZM1 68V67H0ZM94 68V67H93ZM113 68H112V72H113ZM170 68V67H169ZM213 68V67H212ZM241 69H242V67H240ZM264 68V67H263ZM127 69V68H126ZM137 69V68H136ZM176 69V68H175ZM181 69H180V72L181 73H185L186 72V74H188L187 75V77H189V73H190V76H191V71H188L187 69H185L183 72L181 71ZM195 69V70H194ZM208 69V68H207ZM214 69V68H213ZM244 69V68H243ZM169 70V69H168ZM201 70V69H200ZM203 70V69H202ZM236 70V71H237ZM245 70V69H244ZM249 70H251V69H249ZM249 70L246 72V74H249ZM253 70V69H252ZM251 70V71H252ZM6 71V70H5ZM5 71H2L1 69H0V73H6ZM75 71V70H74ZM100 71V70H99ZM102 71V70H101ZM116 71V70H115ZM171 71H174V69L173 70H171ZM176 71V70H175ZM177 71H178V69H177ZM187 71L189 72V73H187ZM205 71V70H204ZM204 71H203V73H204ZM216 71V70H215ZM232 71H234L233 69H232ZM231 71V72H232ZM255 71V70H254ZM253 71V72H254ZM264 71V70H263ZM8 72V71H7ZM103 72H105V71H103ZM108 72H109V70H108ZM192 72V82L190 81V84H194V82H196V80H198V78H197V75L196 76H194V77H196L195 79L196 80H194V77H193V75H194V73ZM231 72H230V74H231ZM238 72V71H237ZM243 71H241V73H242ZM253 72H251L250 74H252ZM262 72V71H261ZM107 73V72H106ZM117 73V72H116ZM118 73H120V69H119V71H118ZM124 73V72H123ZM175 73H177V74H180L179 72H175ZM174 73V74H175ZM183 73V74H184ZM200 73V72H199ZM201 73H202V71H201ZM217 73V72H216ZM229 73V72H228ZM236 73V72H235ZM114 74V73H113ZM172 74V73H171ZM173 74V75H174ZM229 74V76L230 77H233L232 75H230ZM243 74V73H242ZM242 74H240V75H242ZM106 75V74H105ZM117 75V74H116ZM120 75H121V73H120ZM123 75V74H122ZM169 75V74H168ZM176 75V74H175ZM174 75V76H175ZM182 74H180V75H177V76H175V78L174 79H176V77L177 78H179L178 80H180L179 81V83L180 84H182V87L181 86H179V85H176V86H179V87H175L174 88V90L175 89H179L180 87H181V90H182V88L184 87V86H186V84H187V88H188V85H189V88H191L190 87V84L189 83H187L185 80H184V77H186L185 75H184V77H182L181 76ZM234 75H236V74H234ZM238 75L239 74H237V77H238ZM264 75V74H263ZM3 75L1 74V77H2ZM5 76H6V78L8 79V80H11L12 79V77L11 76H9L7 73L5 74ZM109 76V75H108ZM110 76H112V74L110 75ZM109 76V77H110ZM119 76V75H118ZM178 76H181L183 79L181 80L180 78L181 77H178ZM205 76V75H204ZM228 76V77H229ZM245 76V75H244ZM19 77V76H18ZM101 77H103V76H101ZM164 77V76H163ZM169 77V76H168ZM186 77V78H187ZM228 77H226L227 78V80H225V83H227L226 81H229L230 82V77L228 78ZM236 77V76H235ZM240 77V76H239ZM10 78V79H9ZM173 78V77H172ZM171 78V80H173ZM242 79H243V76L241 77ZM240 78V79H241ZM249 78H250V76H249ZM261 78H264V76L262 77L261 76ZM100 79H104V78H100ZM100 79H98V80H100ZM105 79H106V77H105ZM104 79V80H105ZM169 79V78H168ZM189 79H190V77H189ZM232 79V78H231ZM177 79H176V82L178 81ZM184 80V81H183ZM199 80H200V78H199ZM210 80V79H209ZM247 81H248V78L246 79ZM264 79H262V81H263ZM12 81V84L14 83L15 85H16V83H15V80L14 79H12L11 80ZM10 81V82H11ZM28 81V80H27ZM173 81H175V80H173ZM181 81H182V83H181ZM201 81V80H200ZM214 81V80H213ZM237 81V80H236ZM2 82V81H1ZM9 82V83H10ZM184 82H186L185 83V85H184ZM189 82V81H188ZM205 82V81H204ZM228 82V83H229ZM238 82V81H237ZM242 82V81H241ZM244 82H245V80H244ZM253 82V81H252ZM8 83V84H9ZM198 83H199V81H198ZM236 83V82H235ZM234 83V84H235ZM3 84V83H2ZM164 84V83H163ZM175 84V82L173 83V86H175L174 85ZM178 84V83H177ZM201 84H204V83H201ZM245 84V83H244ZM171 85H172V83H171ZM239 85V84H238ZM249 85V84H248ZM5 86V85H4ZM12 86V85H11ZM16 86H20V85H16ZM25 86V85H24ZM139 86L140 85H137V87L139 88ZM159 86H160V84H159ZM234 86H237V85H234ZM255 86V85H254ZM259 86V85H258ZM21 87V86H20ZM117 87V86H116ZM143 87V86H142ZM196 87V86H195ZM256 87V86H255ZM1 88V87H0ZM5 88V87H4ZM9 88V87H8ZM22 88V87H21ZM25 88V87H24ZM97 88V87H96ZM172 87H170V89H171ZM187 88H186V90H187ZM201 88H202V86H201ZM206 88V87H205ZM218 88V87H217ZM239 88H240V86H239ZM248 88V87H247ZM256 88H258V87H256ZM142 89H144V88H142ZM183 89H185V88H183ZM192 89V88H191ZM208 89V88H207ZM219 89V88H218ZM119 90V89H118ZM136 90V94H138V92H137V88L135 89ZM168 90V89H167ZM180 89H179V91L180 92H182ZM190 90V89H189ZM188 90V91H189ZM201 90V89H200ZM10 91V90H9ZM13 91V90H12ZM56 91V90H55ZM139 91V90H138ZM184 91V90H183ZM216 91V90H215ZM221 90H219V92H220ZM253 91H254V89H253ZM4 92H6V90L4 91ZM21 92V91H20ZM25 92V91H24ZM36 92V91H35ZM34 92V93H35ZM59 92V91H58ZM61 92V91H60ZM171 92V91H170ZM186 92V91H185ZM184 92V93H185ZM192 92V91H191ZM194 92V91H193ZM196 92V91H195ZM245 92V91H244ZM8 93V92H7ZM6 93V94H7ZM23 93V92H22ZM171 93H174V91H172ZM218 93V92H217ZM223 93V92H222ZM221 93V94H222ZM250 93V92H249ZM257 92H255V94H256ZM2 94V93H1ZM0 94V95H1ZM31 94H33V93H31ZM61 93H59V95H60ZM175 94V93H174ZM179 94H181V93H178V92H176V95H175V98L176 97H178L179 98ZM183 94V93H182ZM191 94V93H190ZM220 94V95H221ZM262 94V93H261ZM260 94V95H261ZM19 95V94H18ZM29 95V94H28ZM177 95H179V96H177ZM186 95V94H185ZM254 95V94H253ZM2 96H6V95H2ZM10 96V95H9ZM22 96V95H21ZM38 97H39V95H37ZM95 96V95H94ZM102 96V95H101ZM136 97V99L138 98L137 97V95H135ZM174 96V95H173ZM187 96V95H186ZM186 96H182L183 97V99H187V98H185ZM264 96V95H263ZM30 97V96H29ZM59 97V96H58ZM63 97V96H62ZM64 97H65V95H64ZM96 97V96H95ZM181 97V96H180ZM190 97V96H189ZM262 97V96H261ZM1 98H3V97H1ZM41 98V97H40ZM91 98V97H90ZM171 98H172V96H171ZM252 98H253V96H252ZM255 98V97H254ZM259 98V97H258ZM4 99H7V98H4ZM3 99V100H4ZM16 99H19L20 100V98H16ZM43 99V98H42ZM60 99V98H59ZM87 99V98H86ZM135 99V100H136ZM162 99V98H161ZM179 99H182V98H179ZM263 98H261V101H263L262 100ZM57 100V99H56ZM135 100H134V103H135ZM171 100L172 99H170L169 101H170V103H171ZM176 100H177V98H176ZM175 100V101H176ZM255 100V99H254ZM16 101V100H15ZM136 101H138V100H136ZM169 101H168V103H169ZM178 101H181V100H178ZM205 101H207V100H205L204 99V102ZM260 101V100H259ZM258 101V102H259ZM17 102V101H16ZM20 103H21V101H19ZM39 102V101H38ZM45 102V101H44ZM47 102V101H46ZM48 102H50V101H48ZM72 102V101H71ZM109 102V101H108ZM133 102V101H132ZM139 102V101H138ZM174 102V101H173ZM185 102V101H184ZM184 102H182V103H184ZM187 102V103H186ZM185 102V104H187L188 105V101H186ZM202 102V101H201ZM255 102H256V100H255ZM257 102V103H258ZM36 103V102H35ZM94 103V102H93ZM134 103H133V106H134ZM176 103H178V102H176ZM181 102H180V104L178 105V106H181V108H182V104ZM9 104H11V103H9ZM24 104V103H23ZM50 104V103H49ZM72 104V103H71ZM77 104V103H76ZM106 104V103H105ZM138 104V103H137ZM136 103H135V105H137ZM205 104V103H204ZM204 104H203V108H204ZM33 105V104H32ZM31 105V106H32ZM47 105V104H46ZM172 105V104H171ZM174 105V104H173ZM186 105V106H187ZM207 106L209 105L208 104V102H207V104H206ZM259 105H260V102H259ZM262 105H264V104H262ZM4 106V105H3ZM35 106V105H34ZM52 106V105H51ZM99 106V105H98ZM102 106V105H101ZM206 106V107H207ZM258 106V105H257ZM27 107V106H26ZM50 107V106H49ZM137 107V106H136ZM171 107H173L174 108V106H171ZM171 107L169 108V109H171ZM214 107V106H213ZM261 107V106H260ZM259 106H258V108H260ZM2 108V107H1ZM35 108V107H34ZM168 108V107H167ZM10 109V108H9ZM13 109H15V108H13ZM25 109V108H24ZM28 109V108H27ZM30 109V108H29ZM79 109H81V108H79ZM94 109V108H93ZM133 109L135 110V107H133ZM162 109H163V107H162ZM169 109H166V110H168L169 111ZM175 109V108H174ZM174 109H172V110H174ZM201 109H202V106H201ZM261 109V108H260ZM264 109V108H263ZM83 110H84V106H83ZM199 110H200V108H199ZM199 110H198V112H199ZM207 110H209V109H207ZM211 110V109H210ZM74 111H75V109H74ZM86 112H87V110H85ZM133 111V110H132ZM171 111V110H170ZM203 111H206L205 109L203 110ZM25 112V114H29L30 115V113H31V110H25L24 111ZM24 112H22V113H24ZM72 112V111H71ZM134 112L135 111H133V114H134ZM180 112V111H179ZM198 112H197V114H198ZM207 112H209V111H206V113ZM212 112H214V111H212ZM21 113V114H22ZM53 113V112H52ZM105 113V112H104ZM136 113V112H135ZM169 113V112H168ZM168 113H167V115H168ZM175 113V112H174ZM32 114V113H31ZM34 114V113H33ZM32 114V115H33ZM82 114V113H81ZM93 114V113H92ZM95 114V113H94ZM132 114V115H133ZM200 114H201V112H200ZM207 114H209V113H207ZM212 114H214V113H212ZM15 115H16V113H13V112H9V113H6V112H4V113H0V148H2V149H5V153H7V156H6V154H5V156L7 157H5L4 156V158H3V160H1L0 161V207H3L4 209L3 210H5L6 212H13L14 210V208L16 207H18V208H22V206L23 207H29V209L27 208V211H30V212H27V213H31V210H30V208H32V207H36L33 211H35L36 209H37V207H39L37 204L35 205V203L36 202H34V205L35 206H29V204L31 203V201L33 200V199H31V197L32 196H34V195H41L40 197L39 196H37V197H39V199L42 201V203H41V208L39 209V210H42V207H49L50 209H51V207H53L52 206V204H49V202L48 201H50V200H52V198L53 197H55L56 195H57V198L55 199V198H53V199H55L56 201L59 199H62V198H60V197H58V194H60L61 195V192H63L64 194L65 193H67V191H65L67 188V186L66 187H64V189L61 187V185L63 186H65V185H67V184H69L70 183V180L71 179H73L72 178V176H70V175H68L67 177L68 178H70V180L68 179V178H66V179H68V180H66V182H65V180L63 179L62 180V173H60V171H61V168H59L60 167V165H59V167H58V165L56 164V163H58V162H56V160H55V164H53V165H51V161L52 160H54V159H62L63 157H66V158H69V156H70V154H69V152H68V150H67V145L66 144H60V145H58V147L56 148V151L55 152H53L52 153V151L51 150H49V151H51L50 153H49V159H47V160H45V162L43 163V167H41L39 170H35L33 167L32 168H29V166L31 165V166H33L32 165V162H35V164H37L36 162H40L39 161V156H40V154H42V152L40 151L41 150V147H42V144H43V147H44V149L47 151L48 149H50V147H48L49 145H48V143H47V145H46V143H45V139L46 138H49L50 137V134H47L48 133V131L44 128V127H42L43 126V124H42V126H40L41 124L40 123H38V122H40V121H36V122H34V118H33V121H29L28 123H21L20 124V122H19V125L18 126H16V122H15ZM28 115V116H29ZM34 115H36V113L34 114ZM33 115V116H34ZM83 115V114H82ZM123 115V114H122ZM130 115V114H129ZM145 115V114H144ZM196 115V114H195ZM194 115V116H195ZM205 115V114H204ZM199 116V115H198ZM202 116V115H201ZM208 116V115H207ZM211 116V115H210ZM264 116V115H263ZM26 117H27V115H26ZM30 117V116H29ZM81 117V116H80ZM88 116H86V118H87ZM133 117H134V115H133ZM197 117V116H196ZM195 117V118H196ZM204 117V116H203ZM209 117V116H208ZM207 117V118H208ZM32 118V116L30 117V119ZM37 118V117H36ZM56 118V117H55ZM60 118V116L58 117V118H56V119H59ZM63 118V117H62ZM73 118V117H72ZM78 118V117H77ZM117 118V117H116ZM143 118V117H142ZM178 118V117H177ZM179 118H181L180 116H179ZM183 118V117H182ZM191 118V117H190ZM193 119H194V117H192ZM198 119H199V117H197ZM206 118V119H207ZM23 119V118H22ZM40 119V118H39ZM128 119V118H127ZM208 119H210V118H208ZM32 120V119H31ZM62 119H60V121H61ZM64 120V119H63ZM82 120L84 121V118H82ZM86 120V119H85ZM88 120V119H87ZM101 120H104V119H101ZM182 120V119H181ZM180 120V121H181ZM191 120V119H190ZM202 120V119H201ZM201 120H199V123H200V121ZM24 121V120H23ZM28 121V120H27ZM65 121V120H64ZM82 121V122H83ZM127 121H129V120H127ZM133 118H131V124H129V122H128V124H127V126H126V128H127V132L128 131H130L131 130V128L133 127ZM137 121V120H136ZM136 121H134V123H136ZM175 121V120H174ZM173 121V122H174ZM176 121H177V119H176ZM179 121V120H178ZM179 121V122H180ZM202 121H204V120H202ZM252 121H254V120H252ZM251 121V122H252ZM14 123V126H10V127H8V123ZM44 122V121H43ZM87 122V121H86ZM96 122V121H95ZM110 122V121H109ZM159 122V121H158ZM179 122L178 123H176V124H179ZM192 122H194V121H192ZM192 122H190V124L192 123ZM197 122V121H196ZM195 122V123H196ZM18 123V122H17ZM40 124V125H38V124ZM49 123H50V121H49ZM188 123V122H187ZM195 123H193V125L195 124ZM198 123V124H199ZM252 123H254V122H252ZM48 124V123H47ZM63 124H64V122H63ZM84 124V123H83ZM87 124V123H86ZM90 121H89V128H91L90 127ZM97 124V123H96ZM95 124V125H96ZM102 124V123H101ZM156 124V123H155ZM176 124H174V126L176 127ZM61 125V124H60ZM82 125V124H81ZM88 125V124H87ZM93 125V124H92ZM91 125V126H92ZM188 125V124H187ZM187 125L185 124V126L187 127ZM196 126H198L197 125V123L195 124ZM255 125H257L256 124V122H255ZM264 125V124H263ZM4 126H6V127H4ZM85 126V125H84ZM134 126H135V124H134ZM200 126V125H199ZM198 126V127H199ZM262 126V125H261ZM261 126H259V131H262V130H264V128H262V130H261ZM12 127H15V128H12ZM46 127V126H45ZM55 127V126H54ZM86 127V126H85ZM84 127V128H85ZM88 127H87V130H90V129H88ZM94 127V126H93ZM100 127V126H99ZM102 127V126H101ZM100 127V128H101ZM111 127V126H110ZM191 127H193V128H195V126H192L191 125ZM63 128V127H62ZM65 128H66V126H65ZM177 128V127H176ZM190 128V127H189ZM192 128V130L194 131V132H192L191 134L189 133L190 131H186V132H188L189 134H190V136L192 135V134H194L195 133V129H193ZM49 129V128H48ZM51 129H53V127H51ZM50 129V130H51ZM107 129V128H106ZM180 129V128H179ZM182 129H184V128H182ZM258 129V128H257ZM55 130V129H54ZM60 130V129H59ZM63 130V129H62ZM124 130V129H123ZM174 131H175V128L173 129ZM177 130V129H176ZM187 130H188V128H187ZM51 131H53V130H51ZM172 131V130H171ZM174 131L172 132V133H174ZM197 131V130H196ZM29 132V133H28ZM55 132V131H54ZM51 133V135H53V136H55L56 137V135H59L58 133L60 132V131H58V132H56V133ZM74 132V131H73ZM94 132V131H93ZM93 132H91V133H93ZM98 132V131H97ZM105 132H107V130L105 131ZM180 132H182V131H180ZM198 132H200L199 130H198ZM61 134H60V139H63L64 140V138H65V132L63 131H61L60 132ZM82 133H83V131H82ZM129 133V132H128ZM175 133H176V131H175ZM174 133V134H175ZM179 133V132H178ZM183 133H185L184 131H183ZM188 133H186V135H187V138L189 139V137H188ZM67 134H69V133H67ZM95 134H97V133H95ZM182 134V133H181ZM181 134L179 135V136H181ZM201 134V133H200ZM87 135V134H86ZM85 135V136H86ZM99 135H101V134H99ZM176 135H177V133H176ZM185 135V136H186ZM195 135H197V132H196V134ZM195 135H192L191 137L193 138ZM198 135H199V133H198ZM53 136H51L50 138V140H52V138H53ZM77 136V135H76ZM92 136V135H91ZM170 136H173L172 134L170 135ZM234 136V135H233ZM54 137V138H55ZM260 137V136H259ZM79 138V137H78ZM78 138H77V140H78ZM88 139H89V137H87ZM93 138V137H92ZM91 138V139H92ZM170 138V137H169ZM172 138V137H171ZM186 138V140H188ZM192 138H190L191 139V141H192ZM206 138V137H205ZM205 138H203L204 140H205ZM56 139V138H55ZM58 139V138H57ZM86 139V138H85ZM90 139V140H91ZM174 139V138H173ZM175 139H178V138H175ZM174 139V140H175ZM180 139H181V137H180ZM179 139V140H180ZM194 139V138H193ZM203 139H201V140H203ZM262 139V138H261ZM261 139H259V141L261 140ZM38 140V142L36 143V141ZM48 140V139H47ZM70 140V139H69ZM73 140V139H72ZM174 140H172L173 141V143H174ZM184 140V139H183ZM182 140V141H183ZM186 140H185V142H186ZM18 141H19V144H18ZM71 141V140H70ZM88 141V140H87ZM112 141V140H111ZM128 141H130V140H128ZM176 141V140H175ZM193 141H195L196 142V140H193ZM207 141V140H206ZM258 141V140H257ZM259 141L257 142L258 143V145H259ZM262 141V140H261ZM261 141H260V143H261ZM55 142V141H54ZM85 142V141H84ZM113 142V141H112ZM169 142H170V140H169ZM177 142H178V140H177ZM184 142V141H183ZM188 142V141H187ZM186 142V145L188 144ZM203 142V141H202ZM264 142V141H263ZM168 143V142H167ZM172 143V142H171ZM170 143V144H171ZM172 143V144H173ZM180 143V142H179ZM178 143V144H179ZM190 143V142H189ZM52 144V143H51ZM69 144V143H68ZM72 144V143H71ZM175 144V143H174ZM173 144V145H174ZM177 144V143H176ZM182 144V143H181ZM201 144V143H200ZM80 145V144H79ZM113 145V144H112ZM169 145V144H168ZM183 146H184V144H182ZM185 145V146H186ZM76 145H74V147H75ZM172 146V145H171ZM179 146V145H178ZM192 146V145H191ZM260 146V145H259ZM69 147V146H68ZM82 147V146H81ZM110 147H112V146H110ZM175 147H177V146H175ZM195 147V146H194ZM73 148V147H72ZM171 148V147H170ZM192 148V147H191ZM259 148V147H258ZM52 149V148H51ZM76 149V148H75ZM127 149V148H126ZM173 149V148H172ZM71 150V149H70ZM78 150H80V148L78 149ZM77 150V151H78ZM111 150V149H110ZM174 150V149H173ZM173 150H171V152L173 151ZM1 151H4V150H1ZM44 151V150H43ZM108 151V150H107ZM111 151H113V150H111ZM116 151V150H115ZM114 151V152H115ZM124 151V150H123ZM126 151V150H125ZM143 151V150H142ZM169 152V151H168ZM176 152H179L180 153V151H178V150H176ZM175 152V153H176ZM2 153V152H1ZM82 152H80V154H81ZM113 153V152H112ZM111 153V154H112ZM138 153H140L141 154V150L140 151H138ZM175 153H173L172 155H173V157L175 156L174 154ZM3 155H4V153H2ZM43 154H44V152H43ZM42 154V155H43ZM123 154V153H122ZM144 154V153H143ZM177 154V153H176ZM234 154V153H233ZM116 155H117V153H116ZM168 155V154H167ZM166 155V156H167ZM169 155H171L170 154V152H169ZM168 155V156H169ZM177 155H179V154H177ZM244 155V154H243ZM47 156V155H46ZM74 156V155H73ZM109 156H110V154H109ZM108 156V157H109ZM141 156V155H140ZM167 156V157H168ZM241 156V159H242V155H240ZM239 156V157H240ZM166 157V158H167ZM172 157V158H173ZM238 157V158H239ZM75 158V157H74ZM237 158V159H238ZM41 159V158H40ZM169 160H170V158H168ZM70 160V159H69ZM75 160V159H74ZM114 160V158L113 159H111V161H113ZM231 160V159H230ZM233 160H235V159H233ZM243 160H247V159H243ZM60 161H62V160H60ZM67 161H68V159H67ZM110 161V160H109ZM165 161V160H164ZM168 161V160H167ZM232 161V160H231ZM63 162H64V160H63ZM234 162V161H233ZM264 162V161H263ZM17 163H19L20 165H22V167L23 168H21V169H24L25 171H27V174H29L30 175V173L32 174V175H34V176H37L39 179L36 181L35 179H37L36 177H34L33 178V176H31L32 178H30V176L29 177H26L27 175H26V173H25V171L21 174L20 172H18L17 171V169H15V166L16 165H18ZM41 163V162H40ZM60 163V162H59ZM109 163V162H108ZM112 163V162H111ZM131 163V162H130ZM166 163H169V162H165V164ZM61 164V163H60ZM231 163H229V165H230ZM235 164H236V160H235ZM240 165H243L244 167H243V177H246V174H248V173H250V172H248L249 171V169H250V167L245 163V161H242L241 163H239ZM19 165V166H20ZM38 165V164H37ZM36 165V166H37ZM61 165H63V164H61ZM122 165V164H121ZM167 165V164H166ZM165 165V166H166ZM228 165V166H229ZM39 166V165H38ZM71 166V165H70ZM73 166V165H72ZM71 166V167H72ZM91 166H93V165H91ZM254 166V165H253ZM89 167V166H88ZM87 167V168H88ZM136 167V166H135ZM220 167V166H219ZM218 167V168H219ZM226 167H227V165H226ZM232 167V166H231ZM234 167V166H233ZM242 167V166H241ZM59 168V169H58ZM120 168V167H119ZM2 169H6L7 170V173H3L4 175H2ZM18 169H19V167H18ZM65 169V168H64ZM72 169V168H71ZM70 169V170H71ZM103 169V168H102ZM128 169V168H127ZM137 169V168H136ZM228 169V168H227ZM227 169H225V170H227ZM242 169V168H241ZM241 169H237V170H240L241 171ZM68 170V169H67ZM77 170V169H76ZM229 170H231V168H230V166H229ZM252 170V169H251ZM79 171H81L82 172V170H80L79 169ZM85 173H76V175L74 176V174H73V176H74V180H75V182H77V181H86V182H94V180H95V178H97V169H96V167H90V168H88V170L85 168ZM101 171V170H100ZM130 171H132V170H130ZM205 171V170H204ZM223 171V170H222ZM253 171V170H252ZM5 172V171H4ZM67 172V171H66ZM69 172V171H68ZM89 172H91L92 173V175L91 176H89L88 175V173ZM102 172V171H101ZM216 172H218V171H216ZM103 173V172H102ZM220 173V172H219ZM219 173H216V174H219ZM226 173V172H225ZM66 175H67V173H65ZM64 174V175H65ZM100 174V173H99ZM215 174V173H214ZM239 174V173H238ZM237 174V175H238ZM263 174H264V172H263ZM26 175V176H25ZM72 175V174H71ZM119 175V174H118ZM205 175V174H204ZM222 175V174H221ZM231 175V174H230ZM236 175V176H237ZM240 175V174H239ZM137 176V175H136ZM175 176V175H174ZM185 176V175H184ZM211 176V175H210ZM220 176V175H219ZM218 176V177H219ZM227 176V175H226ZM226 176H225V178H226ZM119 177V176H118ZM189 177H191V176H189ZM188 177V178H189ZM215 177H216V175H215ZM222 177L224 178V174L222 175ZM222 177H219L220 178V180L222 179ZM228 178H229V176H227ZM241 175L239 176V181H238V184H237V186H236V188H233V187H231V186H228V188H227V193H226V196L228 195V197H227V199L226 200H228L229 201V203H228V205L227 206H225V207H239V206H237V205H239V204H247L246 205V209L243 211V210H241V211H239L238 209H233V208H229V209H227V208H221L220 209V205L219 204H221V203H225L224 201L225 200H223V198L225 199V197L223 196V195H217L216 197H213L212 199H208V200H206V199H204V197L202 198V196H201V200L197 203V202H195L196 204H199V203H201V205L202 206H204V207H202L205 211L207 210H211L208 214L209 215H211L212 213H213V210H216V208H219L220 209V211L218 212V215H217V217H216V219L214 220V223L212 224V225H210L211 227L210 228H208L207 229V227H206V231H205V236L206 235H213V234H218V233H224V232H227V233H229V232H231L232 233V231H234V228H236L237 226H239V223L241 222V220H243V219H251V227H249L246 231H245V233H252L253 234V232H255L258 228H263L264 227V184H262V183H260L259 185L260 186H262V188L261 189H263V191L262 192H259V193H257L258 191H260V190H257V191H254V190H252V194H254V196H253V198H250L249 196V199H246V198H244V196L245 195H247V194H249L250 193V188L247 186L246 187V181L244 180L243 181V178ZM64 178V177H63ZM209 178V177H208ZM208 178H207V181H208ZM230 178H231V176H230ZM237 178H238V176H237ZM171 179V178H170ZM173 179V178H172ZM206 179V178H205ZM232 179H234L233 177H232ZM62 180V182H60V181ZM77 180V181H76ZM137 180V179H136ZM192 180V179H191ZM211 180V179H210ZM209 180V181H210ZM215 180V179H214ZM219 180V179H218ZM218 180H216V181H218ZM223 180V179H222ZM221 180V181H222ZM59 181V182H58ZM67 181H68V183H67ZM170 181V180H169ZM201 181H203V179L201 180ZM208 181V183L210 184V182ZM215 181V182H216ZM227 181H228V179H227ZM227 181H225L226 182V184H228V182ZM233 181V180H232ZM231 181V182H232ZM56 182H58V184L59 183H61V184H57ZM63 182L64 183H66V184H63ZM73 182V181H72ZM71 182V183H72ZM85 182V183H86ZM96 182V181H95ZM165 182H167L166 180H165ZM189 182V181H188ZM194 182V181H193ZM200 182V181H199ZM199 182H196V183H199ZM214 181H213V183H215ZM230 182V183H231ZM55 183H56V186H58L56 189H57V192L58 193H56V192H54L55 193V196H53L52 197V195L54 194L53 192H52V187H54L55 186ZM131 183V182H130ZM162 183H163V181H162ZM167 183H169V182H167ZM166 183V184H167ZM172 183V182H171ZM190 183V182H189ZM203 182H201V184H202ZM207 183V184H208ZM192 184H194V183H192ZM217 184H218V182H217ZM222 184V183H221ZM220 184V185H221ZM54 185V186H53ZM94 185H95V183H94ZM127 185V184H126ZM131 185H133L134 186V182L131 184ZM130 185V186H131ZM155 185V184H154ZM165 185V184H164ZM188 185V184H187ZM206 184L204 183V187H206L205 186ZM216 185V184H215ZM231 185V184H230ZM55 186V187H56ZM59 186L61 187V191H58L59 189ZM69 186H71V187H73L74 185L72 184H70ZM92 186V185H91ZM91 186H90V188H91ZM177 186V185H176ZM245 186V187H244ZM129 187V186H128ZM155 187V186H154ZM188 187V186H187ZM186 187V188H187ZM200 187V186H199ZM69 189H72V188H70V187H68ZM185 188V189H186ZM190 188V187H189ZM192 188V187H191ZM194 188V187H193ZM196 188H197V186H196ZM244 189L242 192H240V190L241 189ZM55 189V188H54ZM125 189V188H124ZM127 189V188H126ZM126 189H125V191H126ZM129 189H130V187H129ZM129 189H127V190H129ZM152 189V188H151ZM177 189V188H176ZM183 189V188H182ZM206 188H203L202 189V191L203 190H205ZM211 189V188H210ZM260 189V188H259ZM63 190V191H62ZM132 190V189H131ZM188 190V189H187ZM187 190H185L186 191V193L188 192ZM194 190V189H193ZM196 190V189H195ZM198 190V189H197ZM196 190V191H197ZM199 190H201V188L199 189ZM209 189H207V191H208ZM213 190H214V187H213ZM216 190H219V189H217V185H216ZM65 191V192H64ZM70 191V190H69ZM68 191V193H70ZM124 191V190H123ZM154 191H155V188H154ZM165 191V190H164ZM182 191V190H181ZM184 191V192H185ZM196 191H194V192H196ZM201 191V192H202ZM211 191V190H210ZM151 192V191H150ZM153 192V191H152ZM173 192H176V191H173ZM184 192H182V194H184ZM192 192V191H191ZM213 192V191H212ZM221 192V191H220ZM219 192V193H220ZM126 193V192H125ZM125 193H123V194H125ZM200 193V192H199ZM198 193V194H199ZM218 193V192H217ZM216 193V194H217ZM148 194V193H147ZM193 194V193H192ZM204 194V193H203ZM202 194V195H203ZM208 193L206 192V195H207ZM211 194V193H210ZM213 194V193H212ZM211 194V196H213ZM59 195V196H60ZM151 195V194H150ZM154 195V194H153ZM197 195V194H196ZM62 196H63V194H62ZM67 196H68V194H67ZM122 197V196H124V195H121V193L119 194V197ZM152 196V195H151ZM189 196H191V195H189ZM198 196H200V194L199 195H197V197ZM205 196V195H204ZM210 196V195H209ZM210 196V197H211ZM66 197V196H65ZM126 199H127V196L125 195L124 196ZM123 197V198H124ZM146 197V196H145ZM150 197V196H149ZM148 197V198H149ZM168 197V196H167ZM181 197H182V195H181ZM206 197V196H205ZM247 197V196H246ZM33 198H35V197H33ZM117 199H118V197H116ZM122 198V199H123ZM124 198V199H125ZM147 198V197H146ZM152 198V197H151ZM150 198V199H151ZM166 198V197H165ZM194 198H196V197H194ZM199 198V197H198ZM38 199V198H37ZM117 199H115V201L117 200ZM121 199V198H120ZM123 199V200H124ZM169 199V198H168ZM174 199V198H173ZM183 199V198H182ZM189 199V198H188ZM219 199H222L223 200V202H222V200H221V202L219 203ZM39 200V201H40ZM63 200V199H62ZM65 200V199H64ZM119 200V199H118ZM147 200V199H146ZM149 200V199H148ZM177 200V199H176ZM195 201H196V199H194ZM193 200V201H194ZM34 201H37V200H34ZM40 201V202H41ZM53 201V200H52ZM121 201V200H120ZM127 200H125L124 202H126ZM173 201H175V200H173ZM33 202V201H32ZM48 202V204H46ZM51 202V201H50ZM61 202V201H60ZM64 202H67L66 200L64 201ZM117 202V201H116ZM115 202V203H116ZM147 202V201H146ZM151 202V200H149V203ZM39 203V202H38ZM51 203H53V202H51ZM58 203H59V201H58ZM112 203V202H111ZM111 203H110V205H111ZM114 203V202H113ZM113 203H112V206H113ZM121 203H123V201L121 202ZM121 203H120V206H121ZM191 203V202H190ZM190 203H189V205H190ZM204 203V204H203ZM219 203V204H218ZM233 203V204H232ZM62 204V203H61ZM60 204V205H61ZM177 204V203H176ZM187 204V203H186ZM185 204V205H186ZM195 204V205H196ZM217 204H218V206H217ZM31 205H32V203H31ZM54 206H57V205H55V202H54V204H53ZM59 205V206H60ZM115 205V204H114ZM117 205V204H116ZM119 205V204H118ZM117 205V206H118ZM151 204H146V206H144V209L145 208H148V209H150V211H151V206H150ZM177 205H179V203L177 204ZM192 205V204H191ZM200 205V204H199ZM58 206V207H59ZM67 206V205H66ZM142 206V205H141ZM182 206H183V204H182ZM188 206V205H187ZM13 207V208H12ZM58 207H57V210H58ZM63 207H65V205L63 206ZM114 207V206H113ZM119 207V206H118ZM117 207V208H118ZM180 207V206H179ZM184 207V206H183ZM242 207V206H241ZM115 208H116V206H115ZM120 208V207H119ZM123 208V207H122ZM122 208L120 209V211L122 210ZM201 208V209H202ZM243 208V207H242ZM0 209H2V208H0ZM23 209V208H22ZM22 209H20V210H22ZM49 209V210H50ZM52 209H54V208H52ZM56 209V208H55ZM54 209V210H55ZM59 209H61V206H60V208ZM69 209V208H68ZM77 209V208H76ZM110 207H109V209H107L108 210V212H109V214H108V212L107 211H105V210H102L103 211V213H104V216H105V212L108 214V215H111V212H110ZM113 209V208H112ZM125 209V208H124ZM140 209V208H139ZM182 209V208H181ZM18 210V209H17ZM25 210H26V208H25ZM46 210V209H45ZM54 210H50V211H53V212H57V211H54ZM116 211H118L119 209H115ZM142 210H143V208H142ZM179 210H180V208H179ZM4 211V212H5ZM19 211V210H18ZM37 211V210H36ZM115 211V212H116ZM126 211V210H125ZM139 211V210H138ZM176 211V209L173 211V212H175ZM178 211V210H177ZM184 211H187V210H183V213H182V215L184 214ZM1 212H2V210H1ZM0 212V213H1ZM41 212V211H40ZM39 212V214L38 215H41V214H43V215H41L43 218L46 216L45 215V213H40ZM44 212V211H43ZM47 212H49V211H47ZM59 212V211H58ZM63 212H65V211H63ZM113 212V211H112ZM131 212V211H130ZM171 213L170 212V216H168L169 214H167L166 213V215L164 214L163 216H162V219H165V220H163V223H162V225H161V228L159 227V229H161L158 233V235L160 236V235H167V236H165V237H162L161 239H158V242H160V241H167V240H169L171 237H173V234H175V233H178L179 232V230L181 229H184L185 227H177L176 226V224H175V226H174V224H173V222L174 221H176V219H177V214L175 215V213ZM180 212H181V210H180ZM200 212V211H199ZM9 213H7V215L9 214ZM26 213V214H27ZM35 213V212H34ZM55 213H54V215H55ZM61 213V211L59 212V214ZM69 213V212H68ZM75 213V212H74ZM78 213V212H77ZM102 213V214H103ZM121 213V212H120ZM138 213V212H137ZM151 213V212H150ZM176 213H178V212H176ZM191 213V212H190ZM201 213V212H200ZM204 214H205V212H203ZM2 214L4 215L5 213H3L2 212ZM48 214V213H47ZM51 214H52V212H51ZM133 214V213H132ZM136 214V213H135ZM198 214V213H197ZM3 215H0V216H3ZM9 215H11V213L9 214ZM18 215H20L19 213H18ZM32 215H34L33 213H32ZM37 215V214H36ZM37 215V216H38ZM63 215V214H62ZM71 216H72V214H70ZM74 215H76V214H74ZM108 215H106V216H108ZM179 215H181V214H179ZM182 215H181V217H182ZM185 215V214H184ZM15 216H17V215H15ZM35 217V218H38V217ZM48 216H49V214H48ZM53 216V214L51 215V217ZM60 216V215H59ZM71 216H68V217H71ZM106 216H105V218H106ZM116 216V215H115ZM117 216H118V214H117ZM133 216H136V215H133ZM138 216V215H137ZM140 216V215H139ZM154 216V215H153ZM198 216H200V215H198ZM5 216H3V218H4ZM13 217V216H12ZM12 217H10V218H12ZM67 217V216H66ZM110 217V216H109ZM112 217V216H111ZM130 217L131 216H129V219H130ZM150 217V216H149ZM175 217H176V219H175ZM180 217V216H179ZM180 217V218H181ZM185 217V216H184ZM195 217V216H194ZM204 217H206V214H205V216ZM2 217H1V219H3ZM9 218V217H8ZM41 218V217H40ZM49 218H50V216H49ZM52 218H54V216L52 217ZM57 218V220H59V221H62L63 222V220H61V219H59L60 217H56ZM56 218H54L53 220H56ZM100 218H101V216H100ZM105 218H102L101 220H103V219H105ZM132 218H134V217H131V219ZM144 218V217H143ZM146 218V217H145ZM148 218V217H147ZM155 218V217H154ZM158 218H161V217H158ZM179 218V219H180ZM187 218V217H186ZM191 218V217H190ZM15 219V218H14ZM42 219V218H41ZM45 219H46V217H45ZM96 220H97V218H95ZM99 219V218H98ZM107 219V218H106ZM114 219V218H113ZM135 219V218H134ZM149 219V218H148ZM188 219H189V217H188ZM3 220H5V218L3 219ZM22 220H24V219H22ZM31 220H36V219H29V221L30 222H32ZM39 220L40 219H38V220H36L37 221V223L39 222ZM48 221H52L51 223H52V225L53 226H55V223H57L58 224V222H57V220H56V222L54 223V221L53 220H49V219H47ZM110 220L112 221V219L110 218ZM126 220V219H125ZM127 220H128V218H127ZM126 220V221H127ZM145 220H147V219H145ZM182 220V219H181ZM9 221V220H8ZM13 221V220H12ZM16 221V220H15ZM27 221V220H26ZM36 221H35V223H36ZM43 221H44V219H43ZM66 221V220H65ZM64 221V222H65ZM100 220H98L97 222H99ZM109 221V220H108ZM131 221V220H130ZM137 221V220H136ZM136 221H135V223H136ZM153 221V220H152ZM160 221V220H159ZM158 221V222H159ZM7 222V221H6ZM10 222V221H9ZM20 222H21V220H20ZM29 222V223H30ZM47 222V221H46ZM72 222V224H73V221H71ZM95 222V221H94ZM113 222V221H112ZM134 222V221H133ZM144 222V221H143ZM142 221H140L139 220V223H140V225H141V223H143ZM147 222V221H146ZM178 222V221H177ZM182 222V221H181ZM202 222V221H201ZM244 222H246L247 223V221H244ZM2 223V222H1ZM4 223V222H3ZM26 223H28V222H26ZM25 223V224H26ZM28 223V224H29ZM43 224H45V226H46V223H44V222H42ZM70 223V222H69ZM93 223V222H92ZM115 223V222H114ZM127 222H125V224H126ZM148 223H149V220H148ZM245 223V224H246ZM5 224V223H4ZM21 224H22V222H21ZM34 224V223H33ZM96 223H94V225H95ZM123 225H124V223H122ZM137 224V223H136ZM136 224H134V225H136ZM145 224V223H144ZM159 223H157V225H158ZM3 225V224H2ZM6 225H7V223L5 224V227H6ZM16 225V224H15ZM41 225V224H40ZM48 225H50V224H48ZM47 225V227H49ZM52 225L49 227V228H51L52 227ZM67 225V224H66ZM75 225V224H74ZM102 225V224H101ZM131 225H132V223H131ZM133 225V226H134ZM146 225V224H145ZM156 225V224H155ZM156 225V226H157ZM160 225V224H159ZM181 225V224H180ZM16 226H18V225H16ZM28 226V225H27ZM31 226L32 225H30V226H28L29 228H31ZM34 226V225H33ZM38 226H39V223H38ZM37 226V227H38ZM57 226V225H56ZM56 226L54 227V228H56ZM59 227L58 228H60V225H58ZM70 226V225H69ZM121 226V225H120ZM1 227V226H0ZM20 227V226H19ZM26 227V226H25ZM24 227V228H25ZM36 227V225L34 226V227H32V228H34V230H37L38 228L40 229V226L37 228ZM42 227L43 226H41V233H42ZM126 227V226H125ZM128 227V226H127ZM135 227V226H134ZM191 227V226H190ZM241 227V226H240ZM21 228H22V225H21ZM29 228H28V231L27 232H30L31 233V231L32 230H29ZM49 228H48V231L49 232H51V230L52 229H50L49 230ZM57 228V229H58ZM74 228L76 229V226H74ZM104 228H105V226H104ZM107 228V227H106ZM122 228H124V226L122 227ZM137 228V227H136ZM145 228V227H144ZM2 229H3V227H2ZM17 229V228H16ZM43 229H44V227H43ZM46 230H47V228H45ZM92 229V228H91ZM121 229V228H120ZM119 229V230H120ZM135 229V228H134ZM133 229V230H134ZM140 229H141V227H140ZM140 229H137V231H139ZM142 229H143V227H142ZM141 229V230H142ZM152 229H155V228H152ZM202 229V228H201ZM245 229V228H244ZM19 230V229H18ZM25 230V229H24ZM46 230H44V232L46 231ZM53 230H55V229H53ZM66 230V229H65ZM104 230V229H103ZM122 230V229H121ZM128 230V229H127ZM148 230H149V228H148ZM156 230V229H155ZM158 230V229H157ZM232 230V231H231ZM48 231H47V233H48ZM75 231V230H74ZM88 231H90V230H88ZM116 232V234H117V230H115ZM136 231V232H137ZM193 231V230H192ZM191 231V232H192ZM1 233H3L4 231H0ZM15 232V231H14ZM19 232H21V231H19ZM18 232V233H19ZM26 232V233H27ZM40 232H36L37 233V235L38 234H40ZM54 232V231H53ZM71 232H72V230H71ZM106 232H107V230H106ZM105 232V233H106ZM109 232V231H108ZM122 232H124V231H122ZM121 232V233H122ZM127 232V231H126ZM128 232H130V231H128ZM134 232V231H133ZM144 232H146V231H144ZM5 233H6V231H5ZM35 233V232H34ZM35 233V234H36ZM55 233V232H54ZM78 233H79V231H78ZM103 233H104V231H103ZM103 233H101L102 234V236H103ZM112 233V232H111ZM137 233H139V232H137ZM142 232H140V234H141ZM154 230H153V232L152 231H148V232H146L145 234H146V238H148V236H152V237H154ZM7 234H8V232H7ZM9 234H10V231H9ZM8 234V236L9 237H11L10 235ZM11 234H12V232H11ZM24 234H25V231H23V234L21 233V236H24ZM35 234H31L32 235V237H33V235H35ZM43 234V233H42ZM42 234H40V235H42ZM49 234V233H48ZM80 234H81V232H80ZM97 234V233H96ZM100 234V235H101ZM112 234H114V233H112ZM111 234V235H112ZM122 234H125V232L124 233H122ZM181 234V233H180ZM225 234V233H224ZM2 235H4V233L2 234ZM15 235V234H14ZM26 235V234H25ZM29 235V234H28ZM31 235L30 236H28V240H31V239H29V237L31 238ZM54 235V234H53ZM66 235V234H65ZM100 235H98L97 237V239L96 240H99V236ZM111 235H109V236H111ZM130 233H129V235H128V237L129 238H131L130 237ZM178 235V234H177ZM188 235H189V233H188ZM45 236V235H44ZM52 236V235H51ZM86 236V235H85ZM89 236V235H88ZM113 236V235H112ZM111 236V237H112ZM118 236H120V235H118ZM126 236V235H125ZM125 236H124V238H125ZM133 236V235H132ZM181 236V235H180ZM231 236V235H230ZM263 236V235H262ZM0 237H2V236H0ZM6 237H7V235H6ZM26 237V236H25ZM42 237V236H41ZM55 237H56V235H55ZM66 237V236H65ZM64 237V238H65ZM67 237H69L68 235H67ZM72 237V236H71ZM127 237V236H126ZM139 237V236H138ZM137 237V238H138ZM142 237V236H141ZM151 237V238H152ZM203 237H204V235H203ZM248 237H250V235L248 236ZM3 238H5V237H2V239ZM8 238V237H7ZM6 238V239H7ZM19 238H21L22 240L24 239L23 237H19ZM44 238V237H43ZM50 238V237H49ZM86 238V237H85ZM85 238H81V239H84L85 240ZM93 238V237H92ZM113 238V237H112ZM120 238V237H119ZM121 238H123V237H121ZM145 237H144V240H141V241H139L138 243H140V242H143V241H145V239H146ZM150 238V237H149ZM213 238V237H212ZM216 238V237H215ZM242 238L243 237H241V238H239V237H234V238H228V239H223L222 241H220V242H218V243H216V242H214V238H213V240H210V239H208V238H206L205 239V242L203 243L202 241V243H200L198 240H194V238H191V239H188V240H186V241H183V242H180L179 244H177V251L178 252H180V253H182V254H188L189 255V258H188V260L187 261H182V262H179V263H177V264H202V261H201V259L203 258V257H210V255H211V253H213V249H214V246L215 247H217L221 242V245L222 246H225L226 244H228L229 242H234V243H242L243 244V246L246 248H248V249H250L251 250V252L252 253H264V239H259V240H255V241H253V242H248V241H243L242 240ZM13 239L14 240H16V239H18V236H17V238L15 239L14 237H13ZM20 239V240H21ZM36 239V238H35ZM118 239V238H117ZM132 240L133 239H136V238H131ZM154 239V238H153ZM152 239V240H153ZM156 239V238H155ZM244 239V238H243ZM8 240H9V238H8ZM19 240V241H20ZM25 240H26V238H25ZM34 240V239H33ZM32 240V241H33ZM39 240H40V237H39ZM41 240H42V238H41ZM69 240V239H68ZM83 240V241H84ZM104 240H105V238H104ZM107 240H109V238H107ZM106 240V241H107ZM112 240V239H111ZM115 240V239H114ZM119 240V239H118ZM118 240H117V242H118ZM122 240V239H121ZM125 240H127L126 238H125ZM124 240V241H125ZM148 240V239H147ZM248 240V239H247ZM18 241V242H19ZM38 240H36V242H37ZM43 241H45V240H43ZM53 241V240H52ZM51 241V242H52ZM94 241V240H93ZM123 241V240H122ZM121 241V242H122ZM131 241V240H130ZM130 241H127L126 243L127 244H129V242ZM155 241V240H154ZM250 241V240H249ZM4 242H7L6 240L4 241ZM14 242V241H13ZM41 242V241H40ZM50 242V241H49ZM69 242H70V240H69ZM77 242V241H76ZM75 242V243H76ZM79 242V241H78ZM82 242V241H81ZM96 242H98V241H96ZM110 242H113V241H110L109 240V243ZM115 242H116V240H115ZM117 242H116V244H117ZM146 242V241H145ZM2 243V242H1ZM12 243V242H11ZM38 243V242H37ZM84 243V242H83ZM136 243V242H135ZM138 243H136V244H138ZM168 243V242H167ZM172 243V242H171ZM17 244V243H16ZM27 244V243H26ZM53 244V243H52ZM51 244V245H52ZM79 244V246H80V243H78ZM78 244H77V246H78ZM93 244V243H92ZM96 244V243H95ZM131 244H132V242H131ZM130 244V245H131ZM134 244V243H133ZM135 244V245H136ZM173 244V243H172ZM0 245H3V244H0ZM31 245H32V243H31ZM39 245V244H38ZM51 245H49V246H51ZM89 245H91V244H89ZM89 245L87 246V247H89ZM94 245V244H93ZM114 245H115V243H114ZM124 245H126V244H124ZM124 245H120L119 247H118V249L117 250H119L122 246H124ZM139 245V244H138ZM138 245H136V247H138ZM142 245V244H141ZM151 245V244H150ZM168 245H169V243H168ZM11 246V245H10ZM13 246V245H12ZM21 246V245H20ZM24 246H26V245H24ZM28 246H30V244H28ZM35 246H36V244H35ZM47 246V245H46ZM99 246H102V248H104V246H105V241L104 242H101L100 244H99ZM132 246V245H131ZM140 246V245H139ZM152 246H153V244H152ZM164 246V245H163ZM165 246H166V244H165ZM170 246V245H169ZM172 246V245H171ZM227 247H228V245H226ZM15 247V246H14ZM32 247V246H31ZM38 247V246H37ZM39 247H41V246H39ZM38 247V248H39ZM67 247V246H66ZM92 247V246H91ZM113 247H115V246H113ZM126 247H128L127 245H126ZM233 247V246H232ZM19 248V247H18ZM32 248H34V247H32ZM36 248V247H35ZM34 248V249H35ZM47 248H49V247H47ZM73 248V247H72ZM75 248V247H74ZM100 248V247H99ZM101 248V249H102ZM109 248V247H108ZM112 248V247H111ZM153 248V247H152ZM157 248V247H156ZM224 248H226V247H224ZM11 249V248H10ZM13 249V248H12ZM20 249H22V250H24L23 248H20ZM41 249V248H40ZM78 249V248H77ZM94 249V248H93ZM97 249H98V247H97ZM106 249V248H105ZM122 249H125V248H122ZM134 249V248H133ZM137 249V248H136ZM136 249H134L133 250V252L135 251L136 252ZM139 249V248H138ZM150 249V248H149ZM165 249V248H164ZM168 249V248H167ZM26 250H28V249H26ZM29 250H31L32 251V249L30 248ZM46 250V249H45ZM49 250H50V248H49ZM72 250H74V249H72ZM84 250H86V249H84ZM115 250V249H114ZM127 250V249H126ZM225 250V249H224ZM30 251V252H31ZM71 251V250H70ZM112 251V249L110 250V252ZM120 251V250H119ZM125 251V250H124ZM127 251H129V250H127ZM127 251L124 253V255L125 254H128L127 253ZM131 252H132V250H130ZM149 251V250H148ZM151 251V250H150ZM175 251V250H174ZM218 251V250H217ZM226 251V250H225ZM228 251V250H227ZM242 251V250H241ZM25 252V251H24ZM27 252V251H26ZM29 252V253H30ZM63 252V251H62ZM89 252V251H88ZM104 252V251H103ZM130 252V253H131ZM133 252H132V254H133ZM222 252V251H221ZM19 253H21L20 251H19ZM28 253V252H27ZM32 253H34V252H32ZM41 253V252H40ZM39 253V254H40ZM43 253V252H42ZM45 253H46V251H45ZM66 253V252H65ZM70 253V252H69ZM100 253V250H94L93 251V253H91V254H89L88 255V257H87V264H89V262L91 263V259H92V257H95V255H97V254H99ZM109 253V252H108ZM120 254H122L121 252H119ZM143 253H144V251H143ZM241 253V252H240ZM24 254V253H23ZM26 254V253H25ZM35 254H36V252H35ZM56 254V253H55ZM68 254V253H67ZM102 254V253H101ZM111 254V253H110ZM118 254V253H117ZM120 254H118L119 255V257H120ZM173 254H174V252H173ZM176 254V253H175ZM175 254H174V256H175ZM15 255V254H14ZM13 255V256H14ZM19 255H21V254H19ZM40 255H42V254H40ZM62 255V254H61ZM114 255V254H113ZM123 255V256H124ZM149 255V254H148ZM172 255V254H171ZM251 255H254V254H251ZM256 255V254H255ZM259 255H261V254H259ZM8 256V255H7ZM7 256L5 257V258H7ZM28 256H29V254H28ZM39 256V255H38ZM64 256V255H63ZM67 256V255H66ZM85 256V255H84ZM115 256V255H114ZM122 256V255H121ZM128 256V255H127ZM158 257H157V259L158 258H162L163 259V257H165V256H167L166 254H158L157 255ZM248 256V255H247ZM250 256V255H249ZM27 257V256H26ZM70 257V256H69ZM101 257V256H100ZM103 257H104V255H103ZM106 257V256H105ZM104 257V258H105ZM112 257V256H111ZM148 257H150V255L148 256ZM155 257V256H154ZM244 257V256H243ZM3 258V257H2ZM32 258V257H31ZM48 258V257H47ZM58 258V257H57ZM56 258V259H57ZM63 258V260L65 261L66 259H64V257H62ZM62 258L59 256V261L57 262V264H59V263H62ZM85 258H86V256H85ZM102 258V257H101ZM114 258V257H113ZM113 258H110V260L111 259H113ZM116 258H117V255H116ZM116 258H115V260H116ZM125 258V257H124ZM142 258L144 259L145 257H143V255H142ZM240 258V257H239ZM247 258V257H246ZM8 259H9V257H8ZM8 259L6 260V261H8ZM13 259V258H12ZM23 259V258H22ZM25 259V258H24ZM38 259H39V257H38ZM49 259V258H48ZM54 259H55V257H54ZM79 259H80V257H79ZM84 259V258H83ZM94 259V258H93ZM118 259V258H117ZM120 259H121V257H120ZM129 259V258H128ZM211 260L213 259V258H210ZM17 260V259H16ZM82 260V259H81ZM96 260V259H95ZM100 260V259H99ZM109 260V261H110ZM114 260V259H113ZM119 260V259H118ZM170 259H168V261H169ZM205 260H207L208 261V259H204L203 261H205ZM243 260V259H242ZM248 260V259H247ZM11 261V260H10ZM9 261V262H10ZM22 261V260H21ZM25 261V260H24ZM33 261V260H32ZM55 261V260H54ZM63 261V262H64ZM94 261V260H93ZM107 261V260H106ZM109 261H107L108 263H110ZM120 261V260H119ZM119 261H118V264H120L119 263ZM132 261V260H131ZM131 261H130V263H131ZM156 261V260H155ZM155 261L153 262V264H155ZM205 262V264H209L208 262ZM18 263L17 264H19V261H17ZM56 262V261H55ZM69 262V261H68ZM83 262H84V260H83ZM98 262V261H97ZM105 262V261H104ZM114 263H116L117 261H113ZM121 262H122V260H121ZM142 262H143V264H148L149 262H151L148 258H147V256H146V258L144 259V260H142ZM228 262V261H227ZM249 262V261H248ZM259 262V261H258ZM5 263H7V262H5ZM73 263V262H72ZM82 263V262H81ZM101 263H102V260H101ZM108 263H106V264H108ZM112 263V262H111ZM110 263V264H111ZM126 263V262H125ZM128 263V262H127ZM152 263V262H151ZM204 263V262H203ZM1 264V263H0ZM16 264V263H15ZM50 264H52L51 262H50ZM56 264V263H55ZM80 264V263H79ZM93 264H94V262H93ZM100 264V263H99ZM129 264V263H128ZM136 264H138V262L136 263ZM218 264H220L219 262H218ZM243 264V263H242Z\"/></svg>",
	"mask_w": 264,
	"mask_h": 264
},
{
	"label": "snow or ice",
	"instance_id": "3",
	"mask_svg": "<svg viewBox=\"0 0 264 264\" xmlns=\"http://www.w3.org/2000/svg\"><path fill=\"white\" fill-rule=\"evenodd\" d=\"M261 44H264V40L261 41ZM261 55L264 56V53H261ZM253 94H254V91H253V93H249V95H253ZM129 124H131V120L129 121ZM238 167H239V165H237V168H238ZM88 175L91 176L92 173L89 172ZM184 214H185V215H188L189 213H188L187 211H185ZM147 215H150V209L145 208L144 211L141 213V216L146 217ZM141 216H138V217H137V220H140V219H141ZM143 226H144V224L141 223L140 227L142 228Z\"/></svg>",
	"mask_w": 264,
	"mask_h": 264
}]
</instances>
